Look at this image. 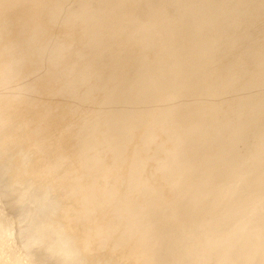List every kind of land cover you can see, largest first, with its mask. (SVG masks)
<instances>
[{"label":"bare ground","instance_id":"bare-ground-1","mask_svg":"<svg viewBox=\"0 0 264 264\" xmlns=\"http://www.w3.org/2000/svg\"><path fill=\"white\" fill-rule=\"evenodd\" d=\"M3 1V0H2ZM1 1V2H2ZM21 1V3H22V1H24V0H20ZM28 1V0H27ZM34 1V0H33ZM33 1H31V2H33ZM39 1V0H38ZM40 1H42V0H40ZM47 1V0H46ZM51 0H49V2H50ZM64 1V0H63ZM63 1H61L62 2V4H63ZM71 1V0H70ZM69 1V2H70ZM78 1V0H77ZM83 1V0H82ZM86 1V3H87V0H84V2ZM94 1V0H93ZM96 1V2H95ZM94 2H95V5H97L96 3L99 1V0H95ZM101 1V0H100ZM99 1V2H100ZM108 1V0H107ZM111 1V3L110 4H115V3H117L116 5L118 6V7H120L122 10H120V11H118V12H121L120 13V15H119V17H122L121 16V14L122 15H124V17L125 18H123L122 20H124V21H128L129 23H130V21H131V19H134V18H136L137 16H138V14H139V12H142L141 14H145V12H152L151 14V16L150 15H147V14H145V16L144 17H146V18H144L141 22H139L140 20H141V18H139V21H137L136 20V22H139V23H142L143 24V26H141L140 24H138V23H133V24H131V25H129V24H127V23H124V21H123V24L122 25H124V24H127L128 25V31H130V33L133 35V33H134V36H136L135 38V40H140V39H138L139 37L141 38L142 37V35L143 36H146V35H148V37H151L150 39H148L147 41H145V42H149V40L151 41V39H152V37H154V39H155V42L153 41V43L155 44V45H153V49L155 50L154 52L156 53V52H158V53H161L162 52V55H163V51H165L164 53H165V55H166V57H168L169 55H168V51L170 52V50H168V47L170 48V47H173V46H170L169 44H170V42H172L173 41V39L175 38V37H173V33L177 36V35H179V39H178V37H176L177 39H175V40H178L177 42H178V44H176L175 46H176V48L175 47H173L175 50H173V48H172V50L174 51V53L175 52H179V50H180V52H182V53H185V52H189V51H196L197 49H198V52L199 51H203L205 48H202V43H204L203 41L205 40L206 41V44H207V42H209L210 40H211V31H212V28H214L213 29V31L216 33V37H217V39H219V38H221V36H224L223 34H225V33H222V32H225L223 29H219L218 28V26H217V24H220L221 22H225V20H223V18H225V17H227V18H229L230 19V17H231V19L229 20V21H231V22H229V24H230V26H231V31L229 32V34L227 33V35L229 36L230 35V40L232 39V36H239V34H241L243 31H242V28L241 27H239V23L237 22V19L238 20H243V21H246V23L247 22H249V26L251 27V31H250V34L248 35V38H249V40H254L255 39V37H257L256 36V32H258L259 34V36L261 35V33L264 31V26H263V24H264V6H261V7H258L257 9H254L253 7H249L250 5H249V1L248 0H240L239 1V3L237 4L236 2L235 3H233V4H230L231 2L230 1H232V0H125V2H126V6L125 7H122L121 5H124V4H121V5H119L120 3H119V1H123V0H109V2ZM236 1V0H235ZM13 2V1H12ZM12 2H10V4L12 3ZM17 2V1H16ZM35 2H36V0H35ZM49 2H47V4L49 3ZM53 3H49L48 5H50V4H54L55 2H57V1H52ZM60 2V3H61ZM69 2L67 3V4H69ZM79 2H80V0H79ZM84 2H82V4L84 3ZM90 2V1H89ZM103 1H101V3H102ZM106 1H104V3H105ZM108 2V3H109ZM129 2V3H128ZM26 4H30V1H29V3H27V2H25ZM42 3H44V1L42 2ZM60 3L59 4H55L54 6H60ZM72 3V2H71ZM69 4V5H73L74 4V2H73V4ZM75 3H77L76 1H75ZM100 3V5H104V3L103 4H101ZM119 3V4H118ZM122 3V2H121ZM220 3H222V6H226V7H228L229 6V4H230V16L228 15V16H226V15H223L222 13H221V7H220ZM33 4V3H32ZM61 4V5H62ZM66 4V5H67ZM78 4V3H77ZM81 4V3H80ZM92 4H93V6L95 7V5H94V3L92 2ZM99 4V3H98ZM5 5V4H4ZM8 5V4H7ZM15 5H16V3H15ZM14 5V6H15ZM19 5V4H18ZM18 5H17V7H18ZM22 5H23V3H22ZM31 5V4H30ZM30 5H29V8H30ZM37 6L38 5H41V3L39 4V2H38V4H36ZM46 4H44V6H45ZM65 5V7H67V6H69V5H67L66 6ZM87 5V4H86ZM106 5H107V3H106ZM105 5V6H106ZM1 6V5H0ZM10 6V5H9ZM9 6H7V8L9 7ZM12 6V5H11ZM11 6H10V8H11ZM24 6V5H23ZM22 6V7H23ZM33 6H35V5H33ZM32 6V7H33ZM37 6H35L34 8L36 9L37 8ZM43 6V5H42ZM42 6H41V8H42ZM74 6V5H73ZM81 6V5H80ZM90 6H91V3H90ZM98 6V5H97ZM96 6V7H97ZM104 6V7H105ZM112 6V5H111ZM167 6H173V13L172 14H167L166 13V10H167ZM188 6H192L193 8H192V10H194V9H196L197 10V12H199L200 14H201V16L200 15H198V16H200V17H203V16H205L203 19L202 18H199V17H197L198 19L197 20H191L189 23H191V24H189L188 22H183V21H179L178 20V18L180 17V15H181V12H182V10L184 9V8H186V7H188ZM2 7V6H1ZM4 7V6H3ZM2 7V8H3ZM20 7V6H19ZM25 7H27V6H25ZM31 7V8H32ZM46 7H47V5H46ZM46 7H45V10H46ZM49 7V6H48ZM78 7L79 6H76V8H74V10H77L78 9ZM84 7H86V6H84ZM84 7H82V8H80L79 10H81V9H83ZM93 7V8H94ZM99 7V6H98ZM103 7V6H102ZM103 7V8H104ZM106 7H108V5L106 6ZM110 7V6H109ZM129 7V8H128ZM242 7V8H241ZM4 8H6V6L4 7ZM4 8H3V10H4ZM9 8V9H10ZM21 8V7H20ZM29 8H27V10L29 9ZM30 8V11L32 10ZM44 8V7H43ZM55 7H53L52 6V9H54ZM61 8H64V5L63 6H61ZM71 9H72V7H70ZM70 8L68 9V7H67V9L68 10H70ZM87 8V7H86ZM86 8H84V9H86ZM9 9H6V10H9ZM13 9V8H12ZM59 9V10H58ZM66 9V8H65ZM99 9H101L100 7H99ZM111 9H113V7H111ZM115 9H116V6H115ZM219 9H220V11H219ZM1 10V12H3V10L2 9H0ZM15 10H18V8L17 9H15ZM37 11H39L40 10V8H39V10L38 9H36ZM35 10V11H36ZM49 9H47V11H48ZM58 10V11H57ZM63 10V9H62ZM74 10H70V11H72L73 13H74ZM87 10V9H86ZM86 10H82V11H86ZM95 10H96V8H95ZM108 10H110V8H108ZM14 11V10H13ZM23 11V9L21 10V12ZM26 11V10H25ZM29 11V12H30ZM50 11H51V7H50ZM60 11V7H58V8H56L55 10H53V11H51V13L52 14H50V12H48L49 14H50V16L52 15V17L50 18V16L48 15V13H47V15L48 16H46L45 15V13H43V14H39V12H38V15L36 16V19H34V20H39L40 21V24H42V22L41 21H43L44 19H45V22H46V19H52L53 17H55L56 18V20H55V22H53L54 24L53 25H56V26H54L53 28H50V30L52 31V30H55V28H57L58 26H63L64 24L63 23H60V14L58 13ZM88 11H89V8H88ZM94 11V10H93ZM107 11V10H106ZM123 11H125V13H122ZM8 12V11H7ZM6 11H5V13H7ZM11 12V11H10ZM21 12H20V14H21ZM46 12V11H45ZM109 11H107V12H105L106 14L104 15V18L103 19H105V20H114V22H115V24L114 25H116V26H118L117 24H116V22H118V18L116 17V16H118L117 15V13L115 14L114 12H111V13H108ZM4 13V14H5ZM12 13V12H11ZM14 13V12H13ZM12 13V14H13ZM19 13V12H18ZM17 13V14H18ZM23 13V12H22ZM27 13H28V11H27ZM30 13H33L34 14V12H30ZM36 13V12H35ZM72 13V14H73ZM83 14H85L84 12H82ZM138 13V14H137ZM194 13V12H193ZM0 14H2V13H0ZM9 14V13H8ZM16 13H14V15H15ZM19 14V15H20ZM65 14V13H64ZM77 14H79V13H77ZM221 14V15H220ZM45 15V16H44ZM74 15V14H73ZM91 15V14H90ZM98 15H100V14H98ZM98 15H96V16H98ZM140 15V14H139ZM20 16H23V15H20ZM30 16H31V14H30ZM76 16V15H75ZM74 16V17H75ZM77 16H79V15H77ZM89 16V14L87 15V17ZM101 16V15H100ZM99 16V17H100ZM10 17H12V16H10ZM10 17H9V19L7 20V16H6V14H5V16L3 15V17H1V15H0V204H4V207H2V208H4L3 210H2V212H0L1 213V215H2V219H3V217H5V216H8V215H10L9 213H8V215H7V213H6V210H8L10 207V205H14V204H16V205H18V204H25V200H27L28 198H30L31 197V200H37V198L39 199V187L42 185V184H45V182H51L52 180L51 179H53L54 177H53V175L54 174H56V173H58V171H59V173H60V170H61V164H62V162L63 161H67L68 163H69V165L68 166H66L65 168V170H67L66 172H63L62 173V171L63 170H61V175H59V177H61L62 179H60V181H59V184H58V190H57V193H59V194H61V195H63V197H64V199H65V201L62 203V204H64L63 205V209H62V213H61V216H63V218H67V220L65 221V222H67L68 221V224H66V226L65 227H67L68 226V228H63V229H65V231H66V229L67 230H69V233H71V235L74 233L75 234V236L77 235V234H79V233H81L80 231H81V227H78V225H84L83 224V219H84V217L83 218H81V213H80V209L81 208H87V210L89 209V208H92V210L90 211V213H89V211L88 212H86L87 214H88V216L89 217H87L86 218V220L87 219H89V220H91L92 222H94V223H99V221L98 220H100V221H102L103 222V226H104V229L102 230V229H100L101 231L100 232H102L101 233V235L104 237V236H106V237H108V241H109V236H111L110 235V232H114L113 230L114 229H118L119 230V228L118 227H123L124 225H120L121 224V217H120V215H122V212L121 211H123V208H122V210L120 209L121 207H117V205H121L122 206V204H124V201H125V199L128 197L127 195H128V192H129V189H127L126 187H128V188H130V186L128 185V186H126V184L128 183V181L131 179V176H133V175H131L130 176V179H128L127 180V177H129V176H127V177H125V171L123 172V174H122V168L120 169L121 171V173L118 171V169H117V165H118V168L120 167L119 166V164L122 166V163H121V161H123V158H121L122 160H120V159H117V157L116 156H119L118 155V153L120 152L121 153V151L123 150V151H125L124 149H126L127 148V146H128V144H129V141H131L132 139H133V137H135L137 134L139 135L138 136V139H137V146H138V149L140 150L141 148H142V146L140 145V143L143 141V139L146 137L147 138V136H148V132L150 131H148L147 130V128L146 127H144V129L145 130H143L142 129V126L145 124V122H147V121H145V120H147V119H145L144 120V122H143V120L142 121H140V123H139V126L136 128V126H133V124H135V123H137V121L139 122V119L137 120V121H135V119L132 121L131 119L129 120V118H127V115H126V117H125V115H123V117H121V118H119L120 119V121H119V124H118V122L117 123H115V121L114 122H112V123H110L109 121H108V119L110 118V117H112V115H114V113H115V110H117V108H118V106H119V100L117 99L118 97H117V94L116 95H114V93L116 92H114L113 94H112V91H111V93H110V90H109V88H107V87H110V86H108V82L106 81L107 80V75L108 74H110V73H108V72H105L104 70V73L102 74V77H101V79L99 80V79H94V83H92V85L90 86V84H89V86L87 87L86 85H84L83 84V82L81 81V79H80V77H77L78 76V72L76 73V69H75V67L76 66H73V65H76V64H78V66L79 67H81L82 69V71L84 72L85 70L87 71L88 69V71H89V73L91 74L93 71H92V66H95L96 65V63H98L99 62V60H101L100 58L98 59V56H96L95 58V61L93 60L94 59V57L92 56V55H89V56H87V61H83V59H81L80 60V58H78V55H77V53H67L66 51H70L69 49H68V47H67V49L65 50V53H64V55H62V57L60 56L59 58H58V56L56 57V55L54 56V54H55V52L54 53H52L51 52V50H55L56 48H51L50 46L51 45H54V43H56L55 41H56V39L55 40H53L51 43H47V44H49L48 45V49H47V52H46V50H44V48H43V50H44V54L42 55L40 52H37V51H39V50H41V49H39V50H36L35 48L37 47L36 45H34V49L33 50H36V52L37 53H32V51H30V44H28V42L31 40V41H35V39H34V36L31 34V33H28L27 32V30L29 29V27L27 26V30H25V31H23L22 29L19 31V30H17L16 32L15 31H13L15 34L14 35H11L9 32H10V21L9 20H13V18H11L10 19ZM24 17V16H23ZM26 17V16H25ZM81 17H82V15H81ZM86 17V16H85ZM92 17H93V15H92ZM91 17V18H92ZM95 17V16H94ZM103 17V16H102ZM16 17H14V19H15ZM19 18H22V17H18L17 19L18 20H20ZM29 18H31V17H28V18H25V19H29ZM35 18V17H34ZM64 18V17H63ZM79 18V17H78ZM77 18V19H78ZM138 18H136V19H138ZM143 18V17H142ZM16 19V20H17ZM22 19H24V18H22ZM31 19H33V15H32V18ZM30 19V20H31ZM48 19V20H49ZM69 19V18H68ZM66 19V18H64V21L65 20H67L65 23H66V25L68 26H70L71 28H74V26L76 25V24H73L72 25V23H73V20L74 19ZM77 19H76V21H77ZM94 19V18H93ZM102 19V20H103ZM116 19H117V21H116ZM79 20V23H80V18L78 19ZM84 20H86V19H84ZM89 20V19H88ZM87 20V21H88ZM96 20V19H95ZM121 20V21H122ZM227 20V19H226ZM21 21V20H20ZM62 21V20H61ZM83 21V20H82ZM98 21H99V19H98ZM104 22V24L103 25H105L104 27L103 26H101L100 28V30L102 31L103 30V28L106 30L105 32H107V34H108V32H110V33H112L113 34V32L112 31H114V34L113 35H111V36H109V35H106V36H109V37H106L105 39H104V41H113L114 43H112L113 45H111V48H109V50L110 49H112V51L111 52H109L110 54V61H112V59L114 58L115 59V57H116V55H117V53H114V51H115V49H117V46H118V44L121 42V43H123V42H125L126 43V41H124V36H123V38H122V40H121V36H122V32H123V30H120L119 31V28H117L116 30H112L114 27H113V24H110V22ZM120 21V22H121ZM10 22V23H9ZM12 22H14V21H12ZM22 22V21H21ZM28 22H29V20H28ZM33 22V21H32ZM36 22V21H35ZM44 22V21H43ZM44 22V23H45ZM132 22V21H131ZM134 22V21H133ZM255 22V23H254ZM22 23H25V20H24V22H22ZM30 23H31V21H30ZM34 23V22H33ZM37 23V22H36ZM43 23V24H44ZM50 24V22H46V24ZM83 24H84V21L82 22ZM92 23H93V21H92ZM91 23V24H92ZM100 22H98V24H99ZM101 23H103V22H101ZM106 23V24H105ZM161 23H163V29H162V31H163V36L161 37L162 39H163V42L164 43H162L163 45L161 46L160 44H158L159 42H158V37L155 35V26L154 25H156V24H161ZM237 23V24H236ZM259 23H261V27H258L257 25L259 24ZM12 24V23H11ZM14 24V23H13ZM16 25H17V27L19 28V26H18V24L17 23H15ZM14 24V25H15ZM27 24V23H26ZM81 24V23H80ZM88 24V23H87ZM120 24V23H119ZM239 24V25H238ZM21 25V24H20ZM29 25V24H28ZM36 24H34V26H35ZM39 25V24H38ZM52 25V26H53ZM58 25V26H57ZM79 25V24H78ZM90 25V24H89ZM147 26V27H144V26ZM48 26V25H47ZM67 26L65 27L64 26V28L62 27L61 28V30L63 31V30H65V28L67 29ZM77 26V25H76ZM84 26V25H83ZM91 26V25H90ZM100 26V25H99ZM120 26V25H119ZM126 26V25H125ZM125 26H122V27H124L125 28ZM203 26H205V28H206V30L204 29V27ZM235 26H238L237 28H235ZM12 27H13V25H12ZM16 27V26H15ZM14 27V28H15ZM36 27V26H35ZM38 27V26H37ZM39 27H42V25L41 26H39ZM44 25H43V29H44ZM70 27H68V29H70ZM81 27V26H80ZM86 27V26H85ZM95 28H96V26H94ZM93 26L92 27H90V28H94ZM103 27V28H102ZM110 27H113V28H111L110 29ZM144 27V28H143ZM13 28V29H14ZM21 28V27H20ZM24 28H26V26L24 27ZM33 28V27H32ZM32 28H31V31H32ZM87 28V27H86ZM85 28V29H86ZM124 28H122V29H124ZM183 30V29H185V32L186 33H183L184 32V30H183V32L182 33H180L179 31L181 30V29ZM255 28H256V30H255ZM5 29V30H4ZM12 29V30H13ZM17 29V28H16ZM41 29V28H40ZM98 29H99V27H98ZM142 29H144L145 31V33L143 32V30ZM45 30V29H44ZM59 30V29H58ZM57 30V31H58ZM60 30V31H61ZM127 30V29H126ZM177 30H179L178 32H177ZM34 31H36V28L34 29ZM34 31H32V32H34ZM41 31V30H40ZM43 31V30H42ZM49 31V30H48ZM95 31H96V29H95ZM104 31V30H103ZM118 31V32H117ZM212 31V32H213ZM12 32V31H11ZM39 32V31H38ZM64 32V31H63ZM67 32V31H66ZM74 33V38H73V45H72V43H71V45H72V48H71V51H74L75 49H77L78 47H79V45H81L80 47V51H83L84 53H90L89 51H91V50H89L90 48H92V50H94V51H97V50H99V47L98 46H102V45H95L96 47H98V48H96L93 44H91V43H93L92 42V38L90 37V39H87V40H83V42L81 43V44H79L78 43V46L75 48V41H76V38L78 37V38H80L82 35H83V33L85 32V30L81 27V29L80 28H75L74 30H72L71 31V33ZM104 32V33H105ZM133 32V33H132ZM204 32V33H203ZM70 33V32H69ZM103 33V32H102ZM126 33V32H125ZM149 33V34H148ZM34 34H35V32H34ZM51 34V33H50ZM49 34V35H50ZM53 34V33H52ZM58 35L59 34H61V35H63L62 34V32L61 33H57ZM36 35H38V34H36ZM64 35H66V34H64ZM72 35V34H71ZM54 36V35H53ZM68 36V34L65 36V37H67ZM120 37L119 39H117V38H115V37ZM127 36V35H126ZM133 36V37H134ZM204 36V37H203ZM213 36V35H212ZM259 36H258V39H259ZM37 37V36H36ZM35 37V38H36ZM39 37V36H38ZM41 37V36H40ZM64 37V38H65ZM83 37H85V36H83ZM104 37V36H103ZM129 37H131V35L129 36ZM147 37V38H148ZM201 37H203V38H201ZM61 38V37H60ZM63 38V37H62ZM86 38V37H85ZM85 38H82V39H85ZM143 38L144 37H142V39L141 40H143ZM171 38H173V39H171ZM33 39V40H32ZM41 38H39V40H40ZM66 39H68V38H66ZM97 39V38H96ZM95 39V40H96ZM99 39V38H98ZM146 39V38H145ZM171 39V40H170ZM215 39L216 38H214L213 40H212V42L213 41H215ZM258 39H257V41H258ZM38 40V39H37ZM42 40V39H41ZM94 40V39H93ZM101 40V39H100ZM116 40H121V41H119V43H117L116 42ZM131 40V39H130ZM129 40V41H130ZM140 40V41H141ZM153 40V39H152ZM42 41H44V39L42 40ZM45 41H46V39H45ZM47 41H49L48 39H47ZM82 41V40H81ZM235 41V40H234ZM248 41V40H247ZM71 42V41H70ZM97 42H98V40H97ZM97 42H94V43H97ZM110 42H109V44H110ZM132 41H130V44L129 45H131L132 43H131ZM142 42V44L141 43H139L138 44V41H137V43H135V41L133 42V43H135V44H138L140 47L138 48V51H135V48L138 46V45H136V46H134L133 44V46L135 47H132V45L131 46H129L128 44H126V45H128V46H124L123 47V49L125 48V50H127V51H125V52H121V54H120V56H123V58H124V60H132V58H133V60H132V62L133 63H136L134 60H136V59H139L138 57L140 56V53H141V55H143L142 53H143V51H144V49H145V47H147L146 46V44H144V46H143V43H144V40L143 41H141ZM212 42H210V45L212 44ZM236 42V41H235ZM264 42V40L261 42V44ZM35 43H36V41H35ZM39 43H40V41H39ZM39 43H38V45H39ZM108 43V42H107ZM106 43V44H107ZM128 43V42H127ZM151 43V42H150ZM153 43H151L149 46H150V48H151V45L153 44ZM169 43V44H168ZM195 43H197V44H195ZM247 43V42H246ZM245 43V44H246ZM32 44V43H31ZM45 44H46V42H45ZM147 44H149V43H147ZM172 44H173V42H172ZM236 44V43H235ZM234 44V45H235ZM239 43H237V45H238ZM24 45H27V46H24ZM41 46H42V44H40ZM69 45V44H68ZM70 45V46H71ZM92 45L95 47L94 49H93V47H92ZM105 45V44H104ZM194 45V46H193ZM36 46V47H35ZM41 46H39V47H41ZM44 46V45H43ZM46 46L47 45H45L44 47L46 48ZM106 46V45H105ZM123 46V45H122ZM121 46V47H122ZM163 46H165V47H167V48H164ZM208 46H209V44H208ZM119 47V46H118ZM230 47V46H229ZM38 48V47H37ZM51 48V49H50ZM66 48V47H65ZM70 48V47H69ZM101 48V47H100ZM107 48V49H108ZM148 48V47H147ZM147 48L145 49V50H147ZM150 48H148V50L149 51H151V53H154L153 52V50L151 49L150 50ZM31 49V50H32ZM62 49V48H61ZM97 49V50H96ZM105 49V48H104ZM122 49V48H121ZM209 49V48H208ZM63 50V51H64ZM118 50V49H117ZM137 50V49H136ZM210 50V49H209ZM224 50V49H223ZM241 51H242V48L240 49ZM79 50H77V52H78ZM149 51H147L148 53H150ZM59 52V51H58ZM98 52V51H97ZM120 52V51H119ZM133 52H137V53H135L134 55H133ZM61 54H63L62 53V51L60 52ZM80 53H82V52H80ZM92 53H94V52H92ZM132 53V54H131ZM145 53V52H144ZM171 53H173V52H171ZM56 54H57V52H56ZM157 54V53H156ZM227 54V53H226ZM253 54V55H252ZM251 55V57H250V59L249 60H244V58H245V56H239L238 57V59L236 58V61H237V63L239 64H241V66H240V68H235L237 65H235V67H234V63H235V61H233L231 64H230V66H228L227 67V71H226V77H228V81H227V85H229L228 86V88H227V86H226V89L225 90H228V92L229 91H235V92H240V93H242L241 95H239V96H237L236 97V99H238V100H241L242 98H251V100L253 101V104H254V107L257 109V111L262 115V114H264V53H252ZM133 55V56H132ZM152 55V54H151ZM151 55H149L148 54V56L149 57H152ZM160 55V54H159ZM219 55V54H218ZM223 55V54H222ZM224 55H225V51H224ZM101 55L99 54V57H100ZM102 56H104V54L102 55ZM55 57H56V59H55ZM145 56L143 55L142 56V59L144 58ZM154 57V56H153ZM152 57V58H153ZM163 57H165V56H163ZM162 57V58H163ZM206 57V56H205ZM219 57H221L220 55H219ZM117 58V57H116ZM152 58L149 60V62L152 60ZM161 58V59H162ZM204 58V57H203ZM207 58H209L208 57V55H207ZM216 59H219V58H217V57H215ZM120 58H118V60H119ZM160 59V60H161ZM164 59V58H163ZM168 60H170L169 58H167ZM213 59V58H212ZM106 60H108V59H105V62H106ZM118 60H113V61H118ZM141 60V59H140ZM144 60H146L147 61V58H144ZM159 60V61H160ZM165 60H166V58H165ZM164 60V61H165ZM176 60V59H175ZM209 61H210V59H208ZM94 61V62H93ZM112 61V62H113ZM120 62H121V60H119ZM118 61V62H119ZM138 62H139V60H137ZM162 61V60H161ZM172 61V60H171ZM212 61H214V60H212ZM228 61V60H227ZM245 61H247V62H245ZM45 62V63H44ZM85 62H87V64H84L83 65V63H85ZM127 62H129V61H127ZM131 62V63H132ZM143 60H142V64H143ZM149 62L147 63V64H149ZM179 62V61H178ZM177 62V63H178ZM42 63H44V65L46 64V66H47V70H48V72L49 73H47V74H44V72H43V74L40 72V70L38 69V66L39 65H42ZM110 63V62H109ZM132 63V65H134ZM140 63V62H139ZM140 63V64H141ZM152 63H153V61H151V65H152ZM154 63L156 64L157 62L156 61H154ZM161 63V62H160ZM160 63H157V65L155 66V65H152L153 66V68H154V66H155V68H154V70L155 69H157L156 71H154V73L156 72V73H160V72H162V69L159 71V68H160V66L161 65H163V63L164 64H166V61L165 62H163V63H161V65H159ZM171 63V65L169 66V68H168V70L169 71H167V72H169V74H170V72L172 71V74H173V76L172 77H170L168 74V76L170 77H166V75H165V78H167L168 80L169 79H171V78H173L175 81H174V85H173V87H172V85H171V87L173 88V89H171V91H170V89L168 88L167 89V85L165 84V87H166V90H169L170 92H175L177 89H175V88H177V86H178V88H180L179 87V85H181L182 84V80L181 79H179L180 80V82H177V78H176V76L174 75V74H178V72H177V70H178V67L176 66V64H174L173 62H170ZM169 63V64H170ZM179 63H180V65H179ZM178 63V65L179 66H181L183 69H185V65L186 64H190V60L189 59H187V61L185 62V63H181V62H179ZM226 63V62H225ZM228 63V62H227ZM226 63V64H227ZM114 64H116V63H113V65ZM119 64V63H118ZM123 65L125 64L124 62L122 63ZM121 64V65H122ZM144 64H145V62H144ZM147 64L145 65V66H143V65H139L138 66V64L136 65L137 66V68H139L140 66H143L144 67V70H146L145 69V67L147 66ZM173 64V65H172ZM221 64H223V63H221ZM239 64V65H240ZM43 65V66H44ZM65 65H66V67H65ZM86 65H88L89 67L87 68V66ZM98 65V64H97ZM107 65V64H106ZM106 65H105V67H106ZM127 65V64H126ZM128 65H130V63L128 64ZM224 65V64H223ZM120 66V65H119ZM135 66V65H134ZM133 66V67H134ZM159 66V67H158ZM165 66H168L167 64L165 65ZM164 66V67H165ZM16 68V67H18V69L19 68H21V70H22V68L26 71H24L23 70V73L25 72V74L27 75V77L26 78H31V76H33L35 73H36V75H38L39 74V72H40V74H42V75H44L43 77H45V78H43V80L42 81H44L45 79V81H44V84H45V86H44V84L41 86V88H40V86L38 87V85H40V83H39V81L41 80H35L36 82L38 81V83H36L37 85H35V83L33 82V80H31L32 82H33V84H34V86H33V88H34V90H32V93H31V90H26L25 88H23L24 90H26V91H23V92H21V93H24L25 94V96H27V98H25V99H27V102H25V103H27V104H25V105H29L28 106V108H31L33 111H35L36 109H38V108H36V106L38 107V105L36 104V103H39L40 102V104L44 107V111L43 110H36L35 111V114H37L38 115V124L39 125H43L44 126V128H43V130L44 129H46L45 127H47L48 125H50V124H52V125H50V127H52L53 125H54V128L49 132V133H47V135L46 136H44V138H42V136L40 137V138H37V139H30L29 141H28V138H29V135H31V134H29V135H25V134H23L24 132H23V129H25L26 127H28L29 126V124L28 123H30V125H34V124H36V122H33L32 123V120H28V119H30V118H28V119H26V118H23L22 117V121L20 122L19 121V119L18 120H16L15 118H14V116L13 115H11L10 114V112H12V111H8V109L11 107V105H15V104H17L18 102H20L19 101V98H18V94L19 93H17L16 94V91H13L12 89H11V87L10 86H8L9 84H7L9 81H7L9 78H12V75H13V71H12V73H11V71L10 70H12V68ZM101 67V66H100ZM104 67V66H103ZM109 67V70H110V66H108ZM112 67V66H111ZM120 67H122V66H120ZM125 67V66H124ZM123 67V68H124ZM143 67H141L140 69H142ZM150 67V65L148 66V69H150V71L152 72L153 71V69L152 68H149ZM158 67V68H157ZM162 67V66H161ZM72 68V69H71ZM107 68V67H106ZM113 68V67H112ZM111 68V69H112ZM115 68H117V69H115ZM114 69L116 70V72H117V70H119L118 69V67H115ZM136 68V67H135ZM134 68V69H135ZM163 68V67H162ZM166 68V67H165ZM165 68H163V70H165ZM228 68H229V70H228ZM36 69V70H35ZM126 69V68H125ZM152 69V70H151ZM221 69H222V67H221ZM223 69H225V68H223ZM15 70V69H14ZM35 70V71H34ZM46 70V69H45ZM114 70V71H115ZM139 70V69H138ZM167 70V69H166ZM171 70V71H170ZM34 71V72H33ZM99 71V70H98ZM130 71V70H129ZM134 71V70H133ZM136 71V70H135ZM135 71L133 72L134 74H135ZM150 71H148V73H149V75H151L150 74ZM223 71V70H222ZM17 72H19V71H17ZM37 72H38V74H37ZM97 72V71H96ZM115 72V73H116ZM124 72V71H123ZM123 72H121V73H123ZM132 71H130V72H128V73H131ZM139 72H140V70H139ZM166 72V71H165ZM165 72H163L162 74L164 75V73ZM20 73V72H19ZM21 73H22V71H21ZM108 73V74H107ZM137 73H138V71H137ZM141 73V72H140ZM143 73H145V76L146 75H148V73H147V70H146V72H143ZM147 73V74H146ZM156 73H155V75H154V77H153V79H155V77H156ZM227 73H229V75H227ZM39 74V75H40ZM134 74L132 75V76H134ZM139 74V73H138ZM161 73H160V76L162 75ZM171 74V75H172ZM21 75H23V74H21ZM25 75V76H26ZM82 75V74H81ZM112 75H115L113 72H111V76ZM119 75V74H118ZM131 75V74H130ZM136 75V74H135ZM140 75H142V74H139V76ZM144 75V74H143ZM15 76V75H14ZM96 76V75H95ZM116 76V75H115ZM121 76H123V75H121ZM119 77V76H116V77H119L118 79H122L123 77ZM131 76V78H126V79H124L123 80V91H125L124 90V88L126 89V87L127 86H129V88H130V85L133 83V77ZM138 76V75H137ZM138 76V80H139V78H141V76L139 77ZM157 76H158V74H157ZM230 76H231V78L232 79H235V85H232L233 83H230ZM252 76V77H251ZM21 77V76H20ZM20 77H19V79H20ZM38 77V76H37ZM114 77V76H113ZM113 77H110L111 79L113 78ZM143 77V76H142ZM147 77V76H146ZM146 77H144V78H142V79H145L146 80ZM164 76H161V80H164V79H162ZM254 77V78H253ZM15 78H16V76H15ZM22 78H24V75H23V77ZM136 78V77H135ZM158 79L157 80H159V77H157ZM32 79V78H31ZM36 79H38V78H36ZM136 79V80H137ZM215 79V78H214ZM219 79H221V78H219ZM15 80V79H14ZM27 80V79H26ZM109 80V79H108ZM115 80H117L116 78H115ZM115 80H113V81H115ZM161 80H159V81H161ZM166 80V79H165ZM165 80H164V82H165ZM167 80V81H168ZM184 80V79H183ZM222 80V79H221ZM20 81V80H19ZM21 81H22V79H21ZM28 82H29V84H31V82H30V80H27ZM117 81H119V80H117ZM116 81V82H117ZM149 80H147V82H145L146 83V85H147V83H149L148 82ZM158 81V82H159ZM11 83H12V81H10ZM26 82V81H25ZM90 82V81H89ZM111 82H112V80H111ZM115 82V83H116ZM134 82H135V80H134ZM163 82V81H162ZM170 82H172V81H170ZM14 83H16L15 81H14ZM91 83V82H90ZM113 83V82H112ZM111 83V84H112ZM120 83V82H119ZM119 83H117V84H119ZM155 83V82H154ZM159 83H161V82H159ZM173 83V82H172ZM178 83V84H177ZM219 83H220V80H219ZM221 83H222V81H221ZM221 83H220V85H221ZM116 84V85H117ZM150 84H153L152 82L151 83H149L148 85L149 86H147V87H153V86H151ZM12 85V84H11ZM15 85V84H14ZM88 85V84H87ZM155 85H157V83L155 84ZM154 85V86H155ZM219 85V86H220ZM241 85V90H237L236 88H238V86H240ZM255 85H257L258 86V89L256 90V86ZM15 86H17V85H15ZM31 86L32 85H28V87H30L31 88ZM114 87H115V85H113ZM132 86H134V85H132ZM137 86V85H136ZM135 86V87H136ZM138 86H140L139 84H138ZM136 87L137 88V90H138V88L139 87ZM224 86V85H223ZM20 87V85H18V87H17V89ZM118 87H119V85H118ZM143 87V86H142ZM142 87H140V88H142ZM158 87H160V88H162L163 87V83H162V87L161 86H158ZM170 87V86H169ZM170 87V88H171ZM236 87V88H235ZM16 87H14V90H16L15 89ZM21 88V87H20ZM96 89V90H93V89ZM133 88V87H132ZM136 88H134L135 89V91H136ZM22 89V90H23ZM111 89V88H110ZM116 89V88H115ZM118 89V88H117ZM121 89V88H120ZM153 89V88H152ZM163 90H164V88H162ZM21 89H20V91H22ZM36 90L38 91V90H40L38 93L36 92ZM126 90H128V87H127V89ZM142 90H144V89H142ZM146 90V91H145ZM144 91L147 93V90H150V89H145ZM95 91V92H94ZM119 91V90H118ZM118 91H117V93H118ZM123 91H122V93H123ZM132 91H134V90H132ZM131 90L129 91V92H132ZM134 91V92H135ZM141 91V90H140ZM144 91H142V92H144ZM178 91V90H177ZM180 91V90H179ZM102 92H106V94H104V93H102ZM127 92V91H126ZM134 92H133V94H132V96H135L134 95ZM136 92H138V91H136ZM135 92V94L136 95H138V97H139V94H137ZM20 93V94H21ZM128 93V92H127ZM153 93H154V91H153ZM153 93H151V91H150V93L148 92V95H150L151 94V98H152V95H153ZM155 93H157L156 91H155ZM162 93H165V91H162ZM179 93V92H178ZM181 93V92H180ZM112 94V95H111ZM119 94L121 95V93L119 92ZM128 94H130V93H128ZM131 94H130V97H131ZM145 94V93H144ZM22 96H23V94H21ZM123 95H124V93L122 94V96H120V98L119 99H122L121 97H123ZM126 95V94H125ZM124 95V96H125ZM143 95V94H142ZM146 95V94H145ZM156 95V94H155ZM164 95V94H163ZM168 95V94H167ZM170 95V94H169ZM168 95V96H169ZM174 96L176 95L175 93L173 94ZM147 96V95H146ZM29 97V98H28ZM128 97V96H127ZM127 97H124V98H127ZM148 97V96H147ZM146 97V98H147ZM161 97H162V95H161ZM165 97V96H164ZM173 97V96H172ZM177 97H179V95L177 96ZM135 98V97H134ZM137 98V97H136ZM170 98H171V96H170ZM169 97H168V99H170ZM175 97H173V99H174ZM21 99H22V97H21ZM138 99V98H137ZM140 99V98H139ZM138 99V100H139ZM142 99V98H141ZM144 99V98H143ZM143 99H142V101H143ZM157 99H160V98H157ZM173 99H171L172 101H173ZM152 100V99H151ZM164 100V99H163ZM166 100V99H165ZM164 100V101H165ZM171 100H169V101H171ZM178 99L176 98V100L174 101L175 103H176V101H177ZM237 100V101H238ZM23 101V100H22ZM21 101V102H22ZM25 101V100H24ZM124 101H125V99H124ZM123 101V99H122V102H124ZM128 101H130V100H128ZM132 101H134L133 99H132ZM149 101V100H148ZM158 101V100H157ZM162 101V100H161ZM164 101L162 102V103H164ZM131 102V101H130ZM135 102H136V100H135ZM139 102L140 103H142L140 100H139ZM139 102H137V103H139ZM152 102V101H151ZM156 101H154V103H155ZM126 103V102H125ZM167 103V106H169L168 105V101L166 102ZM165 103V104H166ZM172 103V102H171ZM124 104V103H123ZM127 104H128V102H127ZM146 104V103H145ZM153 104V103H152ZM158 104V103H157ZM164 104V105H165ZM173 104V103H172ZM172 104L170 105V106H172ZM129 105H130V103H129ZM144 104H142V105H140L139 107H141V106H143ZM155 105V104H154ZM174 105H176V104H174ZM173 105V106H174ZM19 106V105H18ZM122 106V105H121ZM124 106H126V105H124ZM135 106V105H134ZM148 106V105H147ZM161 106V105H160ZM170 106H169V108H170ZM172 106V108L174 109V107ZM216 106V105H215ZM23 107V106H22ZM41 107V106H40ZM146 107V106H145ZM164 107V106H163ZM163 107H162V109H163ZM166 107V106H165ZM176 107V106H175ZM216 107H218V106H216ZM13 108V107H12ZM124 108V107H123ZM122 108V109H123ZM148 107H146V112H148L149 113V111H148V109H147ZM152 108V107H151ZM177 108V107H176ZM212 108V107H211ZM30 109V110H31ZM120 109V108H119ZM122 109H120V110H122ZM133 109V108H132ZM144 109V108H143ZM149 109H150V105H149ZM164 109H166V108H164ZM163 109V110H164ZM9 110H11V108L9 109ZM13 110V109H12ZM15 110V109H14ZM29 110V111H30ZM124 110V109H123ZM163 110H162V112H163ZM167 110V109H166ZM169 110H171V109H169ZM168 110V111H169ZM130 111V110H129ZM133 111V110H132ZM141 111H142V109H141ZM144 111V110H143ZM142 111V112H143ZM18 112V111H17ZM117 112H118V110H117ZM122 112V114H123V111H120L119 113H121ZM125 112V111H124ZM134 112V111H133ZM132 112V114L131 115H134V113ZM151 112V111H150ZM153 112V111H152ZM152 112H151V114H152ZM155 112V111H154ZM157 112V111H156ZM155 112V113H156ZM175 111L173 110V113H174ZM126 113V112H125ZM138 113V112H137ZM141 113V112H140ZM140 113H138V114H140ZM158 113H161V111L160 112H158ZM156 114V115H158V116H161V115H159V114ZM56 114V115H55ZM112 114V115H111ZM129 114V115H130ZM136 114V113H135ZM145 116H146V114L145 113H143ZM162 114V113H161ZM163 114H164V112H163ZM179 115H180V117L182 116L180 113H178ZM177 114V115H178ZM19 115V114H18ZM32 115V114H31ZM142 115V114H141ZM149 115V114H148ZM156 115H154L155 117H156ZM184 115V114H183ZM63 117V118H65V121L66 122H63V121H61V125L60 124H58L57 122H56V120H55V118H57V117ZM110 116V117H109ZM136 117H137V115H135ZM152 116H153V114H152ZM175 116H176V114H175ZM187 116V115H186ZM186 116L184 117V118H186ZM28 117V116H27ZM129 117V116H128ZM131 117H133V116H131ZM138 117H139V115H138ZM163 117V116H162ZM165 117H166V113H165ZM168 118H169V115L167 116ZM171 117H172V115H171ZM170 117V118H171ZM19 118V117H18ZM62 118V119H63ZM134 118V117H133ZM143 118H145V117H143ZM143 118H141V119H143ZM148 118V117H147ZM151 118V117H150ZM149 118V119H150ZM152 119H153V117L151 118V120H150V122L152 121ZM165 119V118H164ZM167 119V118H166ZM165 119V120H166ZM173 119H175V118H173ZM178 119V118H177ZM188 119L189 118H186V120L188 121ZM264 119V118H263ZM61 120V119H60ZM64 120V119H63ZM114 120V119H113ZM112 119H110V121H113ZM116 120V119H115ZM160 120H161V117H160ZM170 120V119H169ZM172 120V119H171ZM170 120V121H171ZM191 120V119H190ZM57 121H58V119H57ZM149 121V120H148ZM156 121H157V119H156ZM155 121V122H156ZM174 121V120H173ZM176 121V120H175ZM153 122H154V120H153ZM164 123V120L163 121H160V123ZM115 123V124H114ZM133 123V124H132ZM157 123V122H156ZM160 123H157L158 125L160 124ZM170 123V122H169ZM171 123H173L172 121H171ZM170 123V124H171ZM179 123L180 122H176V124H178L179 125ZM188 123H192V122H188ZM112 124V125H111ZM138 124V123H137ZM156 124V125H157ZM170 124H169V126H170ZM174 124V123H173ZM183 124V123H182ZM181 124V125H182ZM189 124V125H190ZM55 125H60V126H55ZM163 125V124H162ZM178 125H177V129H178ZM181 125H180V127H181ZM188 125V126H189ZM132 126L134 127V128H132ZM146 126H148L147 124H146ZM166 126V125H165ZM168 126V127H169ZM175 126V125H174ZM184 126V125H183ZM32 127V126H31ZM140 127V128H139ZM153 127H155V126H153ZM153 127H150V128H153ZM162 127V126H161ZM179 127V129L181 130V128ZM190 127H192V125L191 126H189V131L188 132H186L185 131V133L187 134V133H189V132H191V131H193ZM21 128V129H20ZM35 128L36 127H34L33 126V129H32V131H35ZM136 128V129H135ZM149 128V127H148ZM165 127H163V129H164ZM170 128V127H169ZM175 127H174V129H176ZM154 129V128H153ZM162 129V130H163ZM165 129H167V128H165ZM173 129V130H174ZM31 130V129H30ZM29 130V131H30ZM135 130V131H134ZM148 132H147V131ZM155 130V129H154ZM160 130V132L162 131L161 129H159ZM182 130H183V128H182ZM181 130V131H182ZM185 130V129H184ZM191 130V131H190ZM45 131V130H44ZM153 130H151L150 132H152ZM156 131H158V130H156ZM26 132V131H25ZM28 132V131H27ZM155 131H153V133H154ZM160 132H158V133H160ZM163 132H164V130H163ZM29 133H31V132H29ZM104 133V135H101V137H97L98 136V134H103ZM165 133V132H164ZM163 133V134H164ZM166 133H168L167 132V130H166ZM181 132H179L178 134H180ZM183 133V132H182ZM181 133V134H182ZM185 133H184V135L183 136H185V138H186V136L188 137V135H185ZM34 133H32V135H33ZM151 134V133H150ZM149 134V137L151 136ZM156 134V133H155ZM162 134V135H163ZM175 134V133H174ZM193 133H191V135H192ZM31 135V136H32ZM146 135V136H145ZM154 135V134H153ZM30 136V137H31ZM38 136V135H37ZM166 136V135H165ZM182 136V135H181ZM33 137H35V136H33ZM148 137V138H149ZM157 137H159V135H157ZM163 137V136H162ZM190 137V136H189ZM153 138H154V136H153ZM155 138H156V135H155ZM154 138V139H155ZM164 138V137H163ZM165 138H167V137H165ZM165 138H164V140H165ZM169 138V137H168ZM184 138V137H183ZM12 139V140H11ZM160 139H161V136H160V138H159V144H161L160 143ZM174 143H175V145L173 144V146L174 147H170V152H169V150H168V152H167V154L169 153V155H170V158L169 159H171V161L172 160H174L175 161V163H179L178 165L180 166V167H182V165L185 167V169H186V171H187V173H188V178H189V186H188V188H187V190H186V193H184V196H183V198L179 201V202H177L175 205H173L174 206V209H177L178 211L180 210V211H184V210H194L195 208L197 209H201V208H203V207H205L206 206V204H205V202H204V200H203V197H205L206 196V194H216V195H218V197H219V202L221 203L220 204V207H219V209L220 208H222L221 206H225L226 208H227V205H228V203L230 204V200H232L231 198H235V201L233 202V200L231 201V202H233V204H230L231 205V207L229 208L230 210H231V217L228 219H224V218H222L221 220H218L217 218V216L219 215H217L216 216V214H214V215H212V214H210L211 216H213V218L214 219H216V223H215V225L213 226V228H212V233L214 234V236L216 235V234H218L221 230H227L228 232V234L230 235V232H232L231 234V237L232 236H234L233 238H228L229 236H227V237H225V238H219V241L217 242H215V244H213V248H216V250H217V253H216V255L215 256H217V257H213V260H211V264H248L246 261H238V260H240V258H242L243 257V250H244V248L242 247L243 245L245 246V245H249L250 243H255V241L257 240V239H261V241L263 242L262 244V246H263V248L262 249H255L256 251L257 250H259V252H258V256L256 257V258H254L249 264H264V195H262V194H259V193H256V192H254V191H251L250 189H249V184H250V182H251V175H252V168H251V166L250 165H245L244 167H242V169H240V170H238V171H235V172H229L227 169H223V168H221V170L222 171H219V172H221L220 174L218 173V176H215V177H213V178H211V179H205V177L204 176H202L203 174H204V171H207V170H209L208 168H210L211 167V164L209 163V161H207V156L201 151V150H199L198 148H197V145L193 142V140L192 141H190L189 140V138L188 139H183V140H180V138H179V136L176 138L175 136H174ZM87 140H88V142H89V140H91V145H89L88 143H87ZM156 140V139H155ZM172 140V138H170L169 139V141H171ZM27 141V142H26ZM157 141H158V139H157ZM163 141V140H162ZM161 141V142H162ZM29 142V143H28ZM96 142V143H95ZM90 143V142H89ZM154 143H156V142H154ZM158 143V142H157ZM163 143V142H162ZM169 143V142H168ZM167 143V144H168ZM164 144H165V142H164ZM166 144V145H167ZM172 144V143H171ZM96 145H100L101 147H100V149H98L97 147H96ZM162 145V144H161ZM21 147H24V148H21ZM141 147V148H140ZM156 146H153V148H155ZM164 147V146H163ZM167 146H165V148H166ZM152 148V149H153ZM165 148H163V149H161L162 151L165 149ZM24 149V150H23ZM26 149H27V151H30L28 154H27V151H26ZM98 149V151H96ZM195 149H196V152H195ZM20 150H23V152L25 151L26 152V154H22V153H20L21 151ZM138 150V151H139ZM143 150V149H142ZM145 150V149H144ZM148 150V149H147ZM155 150V149H154ZM158 150V149H157ZM157 150H156V152H157ZM123 151H122V153H123ZM138 151H137V153H138ZM187 151H191V155H188L186 152ZM128 152V151H127ZM143 152V151H142ZM148 152V151H147ZM20 153V154H19ZM92 153V154H91ZM93 153L95 154V155H98V158H96V159H94V157H93ZM131 153V152H130ZM139 153L141 154V155H143L142 153H141V150L139 151ZM144 153V152H143ZM154 153V152H153ZM129 154V153H128ZM133 154V153H132ZM158 153H156V155H157ZM53 155H56L55 157H53ZM130 155L131 154H129V155H127V156H129L130 157ZM162 155V154H161ZM161 155L159 156V158L158 159H156V160H160V158H161ZM52 156V158H50ZM99 156H100V158H103L102 160H100V158H99ZM132 156V155H131ZM137 156V155H136ZM136 156H134V157H136ZM153 156V155H152ZM155 156V155H154ZM79 157H81V158H83L82 160H81V158L78 160V158ZM141 156H139V158H140ZM142 157H144V155L142 156ZM141 157V158H142ZM86 158H87V160H86ZM140 158V161L141 160H143V159H141ZM163 158V157H162ZM115 159V161L111 164V165H113L114 167H110V168H113V170L115 171L114 173H112V169H111V171L107 174V175H105V176H103L104 175V172L105 171H103V172H101V170L102 169H100V170H96V168L98 169V167H99V165L101 164V166L103 165V166H105L104 168H106V166H107V164L110 162V161H112V160H114ZM138 159V158H137ZM89 160V163H91L90 165L91 166H93L92 167V169H91V167H86V163H87V161ZM94 160H96V161H94ZM108 160V161H107ZM78 161V162H77ZM96 162L97 164H98V167L95 165V163L94 162ZM130 161H136L137 162V160H136V158H135V160H133V159H130ZM148 161V160H147ZM74 162H75V165H76V167L74 166ZM82 162V163H81ZM164 162V161H163ZM169 162V161H168ZM167 162V163H168ZM73 163V164H72ZM88 163V164H89ZM107 163V164H106ZM119 163V164H118ZM123 163H125V160L123 161ZM134 164H135V162H133ZM138 165H139V159H138ZM137 163H136V165H137ZM142 163V162H141ZM143 163H144V161H143ZM170 163V162H169ZM244 163V162H243ZM81 164V165H80ZM104 164H106V165H104ZM129 164H131V163H129ZM128 164V165H129ZM133 164V165H134ZM181 164V165H180ZM94 165L96 166V168L94 167ZM110 165V164H109ZM127 165V164H126ZM146 165H147V162H146ZM164 165V164H163ZM176 165V164H175ZM213 165V164H212ZM168 167H166L167 169L169 168V164L167 165ZM179 166H176L177 167V169H178V167ZM126 167H129V166H126ZM132 167V166H131ZM135 167V166H134ZM164 167H165V165H164ZM173 167V166H172ZM172 167H170L171 169H173V170H175L176 168H172ZM43 168H47V169H50L51 170V175L50 174H48V175H45L44 177H41L39 180H37L38 182H35L36 180H33V182H32V177L36 174V171H37V173L41 170V169H43ZM84 168V169H83ZM86 168V169H85ZM100 168V167H99ZM103 168V167H102ZM109 168V169H110ZM130 168V167H129ZM136 168V167H135ZM150 168V167H149ZM149 168H147V169H149ZM82 169L84 170L83 172H81L82 171ZM134 169V168H133ZM162 169V168H161ZM170 169V171H173V170H171ZM79 170H81L80 172H79ZM104 170V169H103ZM106 170V169H105ZM124 170H128V169H125V167H124ZM130 170H132V169H130ZM142 170V169H141ZM163 170H164V168H163ZM85 171H88V172H91V174L92 175H85ZM108 171V170H107ZM129 171V170H128ZM134 171H135V169H134ZM151 171V170H150ZM176 171V170H175ZM218 171V170H217ZM93 172H95V174L93 173ZM130 172H132V171H130ZM137 172V171H136ZM216 172V171H215ZM77 173H79V176L78 177H76V175H77ZM103 175H102V174ZM112 173V175H110ZM161 173V172H160ZM167 173H169V172H167ZM166 173V174H167ZM173 173V172H172ZM210 172L208 171V173H207V175L209 174ZM128 174V173H127ZM126 174V175H127ZM130 174V173H129ZM131 174H135V173H131ZM121 175V176H120ZM138 175V174H137ZM145 175V174H144ZM171 175H174V174H171ZM211 174H209V176H210ZM110 176V177H109ZM141 176V175H140ZM175 176V175H174ZM174 176H172V177H174ZM109 177V178H108ZM144 177V176H143ZM172 177H170L171 178V180H172ZM107 178H108V180H107ZM134 178H137V177H134ZM134 178H132L131 180H133ZM167 178V177H166ZM179 178V177H178ZM74 179H76V180H79L78 181V183H79V188L74 184ZM181 179H183V178H181ZM186 178H184V180H185ZM162 181V180H161ZM175 181H177L178 182V180H175ZM175 181H172V182H175ZM182 181V180H181ZM176 183V182H175ZM47 184V183H46ZM112 184V185H111ZM111 186V188H112V191L111 190H107V193L109 192V194H110V198L108 197V195H107V197H105L104 196V194H103V192L104 191H106L105 190V188H107V186ZM118 185L120 186V189L119 190H117V188H118ZM171 185H173V184H169V185H167V187L165 188V190L168 188V187H171ZM59 186H62V187H59ZM110 186H109V189H111L110 188ZM113 186H115V188H113ZM123 188H125V190H123V192H121V188L122 187ZM164 186H165V184H163L162 186H161V188H164ZM180 186V185H179ZM175 188L173 189V191H170L171 193L169 194V197L167 196V201L166 202H168V204H169V202L170 203H175V198L174 197H172L173 195H174V193H176L177 191L176 190H178L179 189V187H178V183H177V185L176 186H174ZM183 189H186L185 187H183ZM163 190V189H162ZM140 192H141V190H140ZM138 193H139V191H138ZM144 193H146V191L144 192ZM58 194V195H59ZM137 194V193H136ZM29 195V197H27V199L25 198L26 196H28ZM183 195V194H182ZM66 196H68L67 198H66ZM118 196H123V198L122 199H124L123 200V202H122V204H119V203H117L116 201H117V197ZM178 196H180V195H178ZM177 196V197H178ZM113 197L114 198H116V200L115 199H113ZM134 197H138V199L141 197V194L140 195H135ZM109 198V199H108ZM119 198V197H118ZM62 200V199H61ZM34 201H32V204L34 203ZM63 201V200H62ZM113 201V203H111ZM119 201V200H118ZM127 201V200H126ZM36 202V201H35ZM87 202H90V203H87ZM120 202V201H119ZM31 203V202H30ZM117 203V204H116ZM132 203V202H131ZM130 203V205H132L133 206V204H131ZM140 203V202H139ZM139 203H137L139 206L138 207H141L142 205H143V203L141 202L140 204ZM35 204V203H34ZM33 204V205H34ZM116 204V205H115ZM7 205V206H6ZM29 205V204H28ZM99 205V206H98ZM126 205H127V203L124 205V215H125V212L127 211L126 210ZM22 206V205H21ZM27 206V205H26ZM26 206H24V208L26 209ZM31 206V210H32V208H33V206L32 205H30ZM35 206V205H34ZM167 206V205H166ZM216 206H217V204H216ZM1 207V206H0ZM7 207V208H6ZM28 207V206H27ZM114 207H117L118 209H116V211H112L113 210V208ZM143 207V206H142ZM168 207L170 208V206L168 205ZM172 207V206H171ZM260 207V209H261V207H262V210L260 211V212H257V208H259ZM13 208V207H12ZM11 208V210L10 211H13L14 209H12ZM24 208H22V210L24 209ZM132 208V207H131ZM137 208V207H136ZM217 208V207H216ZM20 209V211H21V208H19ZM28 209V208H27ZM26 209V210H27ZM145 208L143 207V210H144ZM86 210V211H87ZM133 210V209H132ZM19 211V210H18ZM25 211V210H24ZM28 211V210H27ZM112 211V212H111ZM134 211V210H133ZM132 211V212H133ZM15 212V211H14ZM31 212V211H30ZM135 212V211H134ZM138 211H136L135 213H137ZM144 212H145V210H144ZM6 213V214H5ZM24 213V212H23ZM25 215H23V218H22V222H25V223H27L28 221H30V219L31 220H33L31 217L32 216H30L31 214H29V212H26L25 211ZM121 213V214H120ZM130 213H131V210H130ZM134 213V214H135ZM142 213V212H141ZM218 213V212H217ZM225 213V212H224ZM5 214V216H3ZM133 216H134V214L133 213H131ZM130 214V216L132 217V215ZM155 214V213H154ZM220 214H221V212H220ZM33 215V214H32ZM138 215V214H137ZM11 216V215H10ZM15 216H18V215H15ZM15 216H13V219H17V218H14ZM37 216V215H36ZM129 215L127 214V217H128ZM139 216V215H138ZM142 216V215H141ZM209 216V215H208ZM224 216V215H223ZM21 217V216H20ZM33 217H34V215H33ZM38 217V216H37ZM126 217V216H125ZM135 217H137V216H134V218ZM129 218V217H128ZM128 218H125V219H128ZM133 218V219H134ZM141 218V217H140ZM140 218H139V220H140ZM207 218V217H206ZM7 218L5 217L4 218V220H6ZM19 219V218H18ZM154 219V216H153V213H151V214H146V216H144V217H142V219H141V221H136V219H135V221L136 222H133L132 221V223H126L127 224V226L129 225V226H132V225H134V227H135V229L137 230V231H140L141 230V235H142V240H145L144 242H145V244H144V246H143V249H145V251L147 252V250H148V245L147 244H151L150 242H151V240L153 241V244H152V246L154 245V243H159V241H162L161 240V237H164L165 235H166V233H164V232H160V231H158V232H156L155 230L157 229L156 227H154V226H152V220ZM1 220V219H0ZM3 220V221H4ZM8 220V219H7ZM6 220V221H7ZM20 220V219H19ZM2 221V222H3ZM12 221V220H11ZM14 221V220H13ZM12 221V224L13 223H16V222H13ZM16 221V220H15ZM34 221V220H33ZM124 221H126V220H123V222ZM129 221V220H128ZM128 221H126V222H128ZM131 221V220H130ZM9 222V221H8ZM7 222V223H8ZM37 222V221H36ZM206 222V221H205ZM0 223H1V221H0ZM24 223V224H25ZM33 223V222H32ZM31 222H30V224H32ZM5 224V223H4ZM9 224V223H8ZM17 224H18V222H17ZM34 224H36L35 222H34ZM41 223H39V225H40ZM45 223H43V225H44ZM123 224V223H122ZM126 224H125V226H126ZM250 224V226H249V228H248V230H246L245 232L244 231H240L239 232V234H238V232L237 233H234V232H236V231H238V230H240V229H242V228H246L247 227V225H249ZM3 225V224H2ZM2 225H0V226H2ZM11 225V224H10ZM10 225H9V227H10ZM20 225H22V224H20ZM19 225V226H20ZM28 225V224H27ZM33 225V224H32ZM42 225V224H41ZM63 225V224H62ZM7 226V225H6ZM36 226H37V224H36ZM44 226H46V224L44 225ZM124 226V227H125ZM225 226H227L226 228H225ZM5 227V226H4ZM4 227H2V228H4ZM18 227V226H17ZM21 227V226H20ZM22 227H23V225H22ZM123 227V228H124ZM142 227H148V228H150L151 229V234L150 235H146L145 237H144V234H143V230H142ZM158 227V226H157ZM11 228V227H10ZM14 228V227H13ZM12 228V229H13ZM24 228H26L25 227V225H24ZM33 228V227H32ZM43 228V227H42ZM41 228V229H42ZM233 228H236L235 230L236 231H233ZM1 229V228H0ZM9 229V228H8ZM16 229V228H15ZM18 229L20 230L21 228H19L18 227ZM29 229V228H28ZM27 229V230H28ZM40 229V228H39ZM39 229H38V231H39ZM47 229V228H46ZM45 229V230H46ZM130 229V228H129ZM134 229V231H136ZM2 230V229H1ZM5 230H7V229H5ZM10 230V229H9ZM9 230H7V231H9ZM17 230V229H16ZM23 230V229H22ZM35 230V229H34ZM71 230V231H70ZM128 229H126V231H127ZM133 230V229H132ZM24 231L25 232H27L28 233V231H26V229H24ZM44 231V230H43ZM42 231V232H43ZM47 231V230H46ZM124 230H122L121 232H123ZM125 231V232H126ZM133 231V232H134ZM153 231V232H152ZM0 232H3V231H0ZM12 232V231H11ZM23 232V231H22ZM42 232H40V234L42 233ZM9 233H10V231H9ZM12 233H14V230H13V232ZM30 233V232H29ZM32 233V232H31ZM135 233V232H134ZM134 233H133V235H134ZM234 233V234H233ZM3 234V233H2ZM19 234V233H18ZM26 234V233H25ZM35 234V233H34ZM34 234H32V235H34ZM44 234L46 235V233L44 232ZM119 234H120V232H119ZM122 234V233H121ZM125 234V233H124ZM8 235V234H7ZM13 235V234H12ZM37 235H38V233H37ZM42 235V234H41ZM126 235V234H125ZM128 235V234H127ZM131 235V234H130ZM9 236V235H8ZM6 237V238H9V237ZM14 236H15V234H14ZM42 236H44V235H42ZM87 236V235H86ZM121 237H122V235H120ZM132 236V235H131ZM130 236V237H131ZM16 237H18V236H16ZM26 237V236H25ZM34 237V236H33ZM46 237H47V235H46ZM45 237V239H47ZM49 237V236H48ZM84 237V236H83ZM82 237V240H77L76 242H77V244H76V246H77V248L79 247L81 250V253H83V254H85V256H90V255H93L94 254V256L96 255V254H99L100 253V251L99 250H101L100 249V247L98 246V247H95L94 249L93 248H91V244L92 243H90L91 242V240H90V238H89V235H88V238H86V237H84L83 238ZM121 237H120V240H122L121 239ZM124 237V236H123ZM126 237V236H125ZM150 239H149V238ZM201 237V236H200ZM1 238H3V237H1ZM5 238V237H4ZM3 238V239H4ZM13 237H11V239H12ZM21 238V237H20ZM24 238V237H23ZM37 238H39V235H38V237ZM41 238V237H40ZM50 238H51V235H50ZM127 238V237H126ZM132 238V237H131ZM149 239V241H148V239ZM14 239V238H13ZM27 240L29 239V238H26ZM42 239V238H41ZM6 240V239H5ZM14 240H16V239H14ZM19 239H17L16 240V242L18 241ZM26 240V241H27ZM39 239H36V241H38ZM53 240H54V238H53ZM103 240V239H102ZM101 240V241H102ZM117 240V237H115V239L113 238V241L115 242ZM155 240V241H154ZM3 241V240H2ZM34 241V240H33ZM35 241V242H36ZM40 241V240H39ZM46 241V240H45ZM50 241V240H49ZM73 242H74V240H72ZM112 241V242H113ZM125 241V240H124ZM126 241H128V239L126 240ZM248 241L250 242L249 244H248ZM8 242V241H7ZM7 242H6V244H7ZM15 242V241H14ZM20 242V241H19ZM18 242V243H19ZM22 242V241H21ZM23 242H25V239H24V241ZM43 242V241H42ZM48 242V241H47ZM52 242V241H51ZM105 242V241H104ZM119 242V241H118ZM122 242V241H121ZM4 243V242H3ZM38 243H40V242H38ZM50 243V242H49ZM79 243V244H78ZM126 243V242H125ZM125 243H123V244H125ZM161 243V242H160ZM219 245V246H217V244ZM27 244H29V242H27ZM26 244V245H27ZM41 244V243H40ZM53 244H54V241H53ZM116 244H119V243H116ZM122 246H124L122 243H120ZM132 244V243H131ZM11 245V244H10ZM25 245V244H24ZM25 245V246H26ZM30 245V244H29ZM41 245H43V244H41ZM46 245V244H45ZM49 245H51L52 246V243L51 244H49ZM2 246H6V245H2ZM13 246H15V245H11L10 247H8V249L9 248H11V247H13ZM47 246V245H46ZM58 246V245H57ZM112 246V245H111ZM117 246V245H116ZM122 246H120L119 245V247H122ZM135 246V245H134ZM15 247H17V246H15ZM14 247V248H15ZM35 247H36V245H35ZM39 247V246H38ZM42 246H40V248H41ZM44 247L45 246H43L42 247V252L44 251L43 249H44ZM55 248H56V250L58 249L56 246H54ZM54 247H53V249H54ZM112 247H115V244L112 246ZM118 247V248H119ZM126 247V246H125ZM159 247V246H158ZM211 247V248H212ZM218 247H219V251H218ZM14 248H12L13 250H14ZM20 248H22V247H20ZM28 248H29V246H28ZM28 248H27V250H28ZM37 248V247H36ZM35 248V249H36ZM39 248V249H40ZM49 248H50V246H49ZM99 248V249H98ZM103 248H105V246L103 247ZM161 248V247H160ZM17 249H19V246H18V248ZM32 248H30L29 250H31ZM34 249V248H33ZM39 249H37L38 251H39ZM46 249V248H45ZM62 249V248H61ZM112 249H114V248H112ZM116 249V248H115ZM136 249V248H135ZM1 250V249H0ZM4 250V249H3ZM6 250V249H5ZM21 250V249H20ZM90 250H94V253L92 252H90ZM133 250V249H132ZM204 249H202L201 251L200 250H198V251H194L191 255H189L188 257H187V259H186V262H188V263H190V264H196L197 262H198V260L200 259L199 257L201 256V254L202 253H204V252H202ZM231 250V251H230ZM24 251H25V249H24ZM23 251V252H24ZM46 251H47V249H46ZM50 251V250H49ZM62 251V250H61ZM122 251H123V249H122ZM128 251H129V249H128ZM149 251H150V248H149ZM148 251V252H149ZM26 252V251H25ZM28 252V251H27ZM51 252H53V251H51ZM59 252H60V250H59ZM118 252H121V251H118ZM138 252V251H137ZM158 252H159V250L157 251V249H156V254H155V257L154 256H151V253L150 254H148V259L146 260V262L148 263V264H159L158 263V261H159V259H160V257L158 256ZM202 252V253H201ZM0 253H3V252H0ZM10 253V252H9ZM40 253V252H39ZM55 253V252H54ZM61 253H63L64 254V252H61ZM111 253H113V250H112V252ZM116 253H117V251H116ZM41 254V253H40ZM46 254V253H45ZM47 254H48V252H47ZM58 254V253H57ZM60 254V253H59ZM118 254V253H117ZM127 254H129V253H127ZM133 254V253H132ZM2 255H6V254H2ZM8 255V254H7ZM6 255V256H7ZM12 255V254H11ZM13 255H15V254H13ZM42 256H44L43 254H41ZM53 255V254H52ZM55 255V254H54ZM53 255V256H54ZM99 255H101V254H99ZM136 255V254H135ZM138 255H140V254H138ZM10 256V255H9ZM46 256H48V255H46ZM45 256V257H46ZM49 256H50V253H49ZM62 256V255H61ZM65 256V257H64ZM64 258H67L68 260H69V262H70V260L73 258V256L70 254V253H68V252H66L65 251V254H64ZM80 256H82V255H80ZM109 256H111V255H109ZM109 256H107V258L105 259V260H102V258H99V259H97L96 260V262L97 263H99L101 260H102V263L103 264H116V263H114L113 261H116L115 259H116V257L114 258V257H110L109 259H108V257ZM127 256V255H126ZM134 256V255H133ZM170 256H172V257H174V255H169V257ZM242 256V257H241ZM55 258H56V256H54ZM58 257V256H57ZM59 257H60V255H59ZM95 257H97V256H95ZM220 257H222V258H220ZM2 258H3V256H2ZM4 258H6V257H4ZM3 258V259H4ZM7 258H8V256H7ZM14 258H16V256L14 257ZM135 258H137V256L135 257ZM143 258V257H142ZM157 258V259H156ZM171 258V257H170ZM50 259H51V257H50ZM58 259H60V258H58ZM67 259H65V260H67ZM77 259V258H76ZM79 259V258H78ZM7 259H5V261H6ZM11 260H12V256H11ZM14 260V259H13ZM12 260V261H13ZM16 260H17V258H16ZM32 260V259H31ZM31 260H29V261H31ZM52 260V259H51ZM61 260H62V258H61ZM64 260V259H63ZM62 260V261H63ZM139 260V259H138ZM7 261H10V260H7ZM20 261V260H19ZM18 261V262H19ZM28 261V262H29ZM36 261V260H35ZM44 261V260H43ZM42 261V262H43ZM54 261H56V259H54L53 258V261L52 262H54ZM59 261V260H58ZM62 261H60V262H62ZM74 261V260H73ZM130 261V260H129ZM128 261V262H129ZM136 261V260H135ZM142 261V260H141ZM1 262H4V261H1ZM11 262V261H10ZM24 263H25V261H23ZM33 262V261H32ZM31 262V263H32ZM45 262V261H44ZM47 262V261H46ZM48 262H49V259H48ZM75 262H76V260H75ZM80 262V261H79ZM125 262H126V260H124V259H122V257L120 258V264H125ZM21 263H22V261H21ZM20 263V264H21ZM23 263V264H24ZM38 263V262H37ZM50 263V262H49ZM55 263V262H54ZM63 263H64V261H63ZM62 263V264H63ZM86 263V262H85ZM96 263V264H97ZM135 264H137V262H134ZM9 264V263H8ZM14 264H16V263H14ZM33 264H34V262H33ZM48 264V263H47ZM51 264V263H50ZM72 264H74V263H72ZM95 264V263H94ZM130 264V263H129Z\"/></svg>","mask_w":264,"mask_h":264},{"label":"rangeland","instance_id":"rangeland-1","mask_svg":"<svg viewBox=\"0 0 264 264\" xmlns=\"http://www.w3.org/2000/svg\"><path fill=\"white\" fill-rule=\"evenodd\" d=\"M2 0H0V5L3 7H5L6 6V8H4V10H3V8L0 6V9H2L3 10V12H1V10H0V13H2V14H0L1 15V17H3V15L5 16V14H6V16H7V20L9 19V17L10 16H12V17H10V19L11 18H13V20H9L10 22V34L11 35H14L15 33L13 32V31H17V30H23V31H25V30H27L28 28H27V26L29 27V29L27 30V32L28 33H31L33 36H34V39H35V41H36V43H35V41L33 42V41H29L28 42V44H30L29 46L31 47L30 48V51H32V53H37V52H40L41 54L44 52V50H46V52H47V49H48V45L49 44H47V43H51L53 40H55L56 39V41H57V43H59L60 42V40L59 39H61V41H63L65 44L64 45H66V46H68V49L70 50L69 52L68 51H66L67 53H77V55H79L78 53H80V52H82V53H84L83 51H80V46L81 45H79V47L77 48V49H75L74 51H71V48H72V45H73V38H74V33L72 32L71 33V31L72 30H74L75 28L77 29V28H80L81 29V27L85 30V32L83 33V35L80 37V38H76V41H75V48L78 46V43L79 44H81L82 42H83V40H87V39H90V37L92 38V42L93 43H91V44H93L94 46L95 45H102V46H98L99 47V50H97V51H94V50H92V48H90L89 50H91V51H89L90 53H92V52H94L93 53V57H94V61H95V59L97 58L96 56H98V59L100 58L101 60H99V62L98 63H96V65L95 66H92V73H91V78L89 79V81L91 82H89L88 83V85L87 84H84V85H86L87 87L89 86V84H90V86L92 85V83H94L95 81H94V79H101V77H102V74L104 73V71L105 72H108V73H110V74H108L107 75V82H108V86H110V87H107V88H109V90H110V93H111V91H112V94L114 93V95H116L117 94V99L119 100V106H118V108H117V110H118V112H117V110H115V113H114V115H112V117H110L109 119H108V121L110 122V123H112V122H114L115 121V123H117L118 122V124H119V121H120V119L119 118H121V117H123V115H125V117H126V115H127V118H129V120L131 119L132 121L135 119V121H137L138 119H139V122L137 121V123H135V124H133V126H136V128L139 126V123H140V121H142L143 120V122H144V120L145 119H147V120H145V121H147V122H145V124L142 126V129L143 130H145L146 128H147V130L149 131H151V130H153V131H155L154 133H153V131L152 132H148L147 130V132L151 135L150 137H149V134H148V136H147V138L145 137L144 139H143V141L140 143V145L142 146V148L140 149L141 150V153L144 155V157H142L143 155H141L140 153H139V149H138V144H137V139H138V134L135 136V137H133V139L131 140V141H129V144H128V146H127V148L126 149H124L125 151H123V153H122V151H121V153L119 152L118 153V155L119 156H116L117 157V159H120V160H122L121 158H123V161L125 160V163H123V161H121V163H122V166L119 164V168H118V165H117V169H118V171L120 172L121 170V168L123 169L122 170V174H123V172L125 171L126 173H125V177H127V176H129V177H127V180L128 179H130V176L131 175H133V176H131V179L132 178H134V177H137V178H134V179H142L141 180V183H140V187L138 188V191H139V193H137L138 195H140L141 194V197L138 199V197L136 198V197H134L132 200H131V204H133V206L131 205V207L130 206H128V204L126 205V212H125V215H124V205L127 203V198L125 199V201H124V204H122V202H123V200L124 199H122L123 198V196H118L117 197V203H119V204H122V206L120 205H117V207L119 208V207H121L120 209L122 210V208H123V211H121L122 212V215H120V217H121V226L122 225H124L125 226V224L126 223H132V221L133 222H136L137 220L138 221H141V219H142V217H144V216H146V214H151V213H153V216L155 215V214H157V215H159L160 213H161V210H164V213H161L162 215H163V218H164V220H162V221H160L159 223H160V225L157 227V229L155 230L156 232H158V231H160V232H164V233H166V235L164 236V237H161V240L162 241H159V243H154V245L152 246V244H153V241L151 240V244H147L149 247H148V250H147V252L145 251V249H143V246H144V244H145V240H142L143 238H142V235H141V230L140 231H137L136 229H135V227H134V225H132V226H127V224H126V226L123 228V227H118L119 228V230L118 229H114L113 231L114 232H110V235L111 236H109V241H108V237H106V236H102L101 235V233L102 232H100L101 230L100 229H104V226H103V222L102 221H100V220H98L99 221V223H94V222H92L91 220H89V219H87L86 220V218L87 217H89L88 216V214L86 213V212H88L89 211V213H90V211L92 210V208H89L88 210H87V208H81L80 209V213H81V218H83L84 217V219H83V224L84 225H78V227H81V233H79V234H77L76 236H75V234L73 233L72 235H71V233H69V230H67L66 229V231L68 232V236L72 239V240H74V242L75 241H77V240H82V237L84 236V237H86V238H88V235H89V238H90V240H91V242L90 243H92L91 245V248H95V247H98L100 244V249L101 250H99L100 251V253L99 254H101V255H99V254H96L95 256H97V257H95L94 256V254L93 255H88V256H85V254H83V253H81V251L79 250V248H77V246H75V250H76V248H77V254H78V256L79 257H73L71 260H70V262H69V260L67 259V258H64L65 256H64V254H65V250H63V249H61L60 247H58L57 245H56V241L55 240H53V236H51V238H50V234H49V232H48V229H46V228H48V227H46V226H44L43 225V223L44 222H42V221H40V217H39V215H37V214H33V209H34V205L32 204V201H34V200H31V197L30 198H28L27 199V197H29V195L28 196H26L25 198L27 199V200H25V204L23 203V204H18V205H16V204H14V205H10L9 207V209L11 210V208L12 209H14L15 207V209L13 210V211H10L9 209L8 210H6V213H7V215H8V213L11 215H8V216H5V214L3 215V216H5L7 219V221L6 220H4V218L5 217H3V219H2V215H1V213H0V221H1V223H0V225H2V226H0V228L2 229H0V231H3V232H0V252H3L4 254H8L7 256H8V258H7V256L5 255H2L3 253H0V264H14V263H16V264H20L21 263V261H22V263L21 264H23L24 262L23 261H25V263L24 264H33V262H34V264H62L63 263V261H64V263L63 264H72V263H74V264H96L97 262H96V260L97 259H99V258H102V260H105L106 258H107V256H109V255H111L112 257H116V261H113L114 263H116V264H120V258L122 257V259H124V260H126V262H125V264H135L134 262H137V264H148L147 262H146V260L148 259V254H150L151 253V256H154L155 257V254H156V249H157V251L159 250V252H158V256L160 257V259H159V261H158V263L159 264H172V262L174 263V264H190V263H188V262H186V259H187V257L189 256V255H191L194 251H198V250H202V249H204L202 252H204V253H202L201 254V256L199 257L200 259L198 260V262L196 263V264H211V260H213V257H217V256H215L216 255V253H217V250H216V248H213L212 246H213V244H215V242L217 241H219V238H225V237H227V236H229L228 238H233L234 236H232L231 237V233L232 232H230V235L227 233L228 231L227 230H221L218 234H216L215 236H214V234L212 233V228H213V226L215 225V223H216V219H214L213 218V216H211L210 214H212V215H214V214H216V216L218 217L217 219L218 220H221L222 218H224V219H229L231 216V210L229 209L230 207H231V205L230 204H233V202L235 201V198H231L232 200H233V202H231L232 200H230L229 202H230V204L228 203V205H227V208L225 207V206H221L222 208H220L219 209V207H220V202H219V197H218V195H216V194H206V196L205 197H203V200H204V202H205V204H206V206L205 207H203V208H201V209H194V210H182V211H178L177 209H174V206L173 205H175L177 202H179L182 198H183V196H184V193H186V190H187V188H188V186H189V178H188V173H187V171H186V169H185V167L182 165V167H180L177 163H175V161L174 160H172L171 161V159H169L170 158V155H169V153L167 154V152H168V150L170 149V147H174L173 146V144L175 145V143H174V136L177 138L178 136H179V138H180V140H183V139H188L189 138V140L190 141H192L191 140V138H192V136L193 135H191V133H193V131H191V132H189V133H185V131L186 132H188L189 130V126H191L192 125V123L190 124V123H188V122H191V120H190V117L189 116H186L185 114L183 115V114H181L182 116L180 117V115L178 114L179 112L176 110V105H174V104H176L174 101L176 100V98L178 99L179 97H177L178 95L180 96V92H181V87L180 88H178V86H177V88H175V89H177L175 92H170L171 91V89H173L172 87H173V85H174V77L173 78H171V79H167V78H165V75H166V77L169 75L170 77H172L173 76V74H172V71L170 72V74H169V72H167V71H169L168 70V68H169V66L171 65V63L170 62H173V61H171V59H170V55L168 56V57H166V55H165V51H163V55H162V52L161 53H158V52H154L155 50L153 49V45H155L154 43H153V41L155 42V39H154V37H152V39H151V41L149 40V42H145V41H147L148 39H150L151 37H148V35H146V36H143L142 35V37H144L143 38V40H144V43H143V46H144V44H146V46L148 47V48H150V44L151 43H153L152 45H151V48H150V50L152 49L153 50V52L154 53H151V51H149L148 50V48L147 47H145V49L147 48V50H145L144 49V51H143V55L145 56L144 58H147V61L146 60H144V58L142 59V56L143 55H141V53H140V56L138 57L139 59H136V60H134L136 63H133L132 62V60H133V58H132V60H124V58H123V56H120V54H121V52L123 53V52H125V51H127V50H125V48L123 49V47L124 46H128L129 44H130V41H132L131 43L134 45V46H136V45H138L139 43H141L142 44V42L141 41H143V40H141L142 39V37L140 38H138V39H140V40H135L136 38V36H134V33H133V35L130 33V31H128V25L127 24H129V25H131V24H133V23H138V24H140L141 26H143V24L142 23H139V22H141L144 18H146V17H144L145 16V14H147V15H152L151 13L152 12H145V14H141L142 12H139V14H138V16L136 17V18H141V20L139 21V18L138 19H136V18H134V19H131V21H130V23L128 22H126V21H124V20H122L123 18H125L124 17V15H122L121 14V16L123 17H119V15H120V13L121 12H118V11H120V10H122L120 7H118L116 4L117 3H113V4H110L111 3V1L109 2V0L107 1V0H101V1H103L102 3H101V1L99 2H97L96 4L101 8V9H99V7L97 6V5H95V2L93 1V0H87V3H86V1L84 2V0L82 1V0H80V2H79V0L77 1V0H51L50 2H49V0H42V1H38V0H36V2H35V0L33 1V0H24V1H22V3H23V5H22V3H21V1L20 0H9V2L8 3H6L5 5H3V1L1 2ZM13 1V2H12ZM17 1V2H16ZM29 1H30V8L33 6V5H35V6H37L36 4H38V2H39V4L41 3V5H38L37 6V8L36 9H38L39 10V8H40V10L39 11H37L34 7L35 6H33L31 9V11H30V8H29V5L28 4H26L25 2H27V3H29ZM31 1H33V2H31ZM44 1V3H42ZM52 1H57V2H55L54 4H50V5H48L49 3H53ZM61 1H63V4H62V2ZM70 1V2H69ZM75 1L78 3H75ZM90 1V2H89ZM104 1H106L105 3H104ZM239 1L240 0H232V1H230L231 3L230 4H233V3H239ZM249 1V7H253L254 9H257L258 7H261V6H264V0H248ZM10 2H12L11 4H10ZM47 2H49L48 4H47ZM61 2V3H60ZM69 2V4L71 3V4H73V2H74V6L73 5H69V4H67ZM82 2H84L83 4H82ZM92 2L94 3V5H95V7L93 6V4H92ZM109 2V3H108ZM122 2V3H121ZM127 2V1H126ZM126 2H125V0H123V1H119V5H121V4H124V5H121L122 7H125L126 6ZM15 3H16V5H15ZM33 3V4H32ZM60 3V6L58 5H56V6H54L55 4H59ZM81 3V4H80ZM90 3H91V6H90ZM99 3V4H98ZM100 3L101 4H103L104 3V5H100ZM106 3H107V5H108V7H106L107 5H106ZM129 3V2H128ZM8 4V5H7ZM19 4V5H18ZM44 4H46L47 5V7H46V5L44 6ZM62 4V5H61ZM69 5V6H67V5ZM87 4V5H86ZM230 4H229V6L228 7H226V6H222V3H220V7H221V13L223 14V15H226V16H230ZM11 6V8H10V6ZM15 5V6H14ZM17 5H18V7H17ZM43 5V6H42ZM64 5V8H63V10H64V13H70V14H72L73 12L72 11H70V10H74V8H76V6H79L78 7V9L77 10H74V15L73 16H75L74 18H71V17H68L70 20L71 19H74L73 20V23H72V25L73 24H76L75 26H74V28H71L69 25L67 26L66 25V21L67 20H65L64 21V18H63V14H62V17H61V15H60V23H63V24H65V25H63L62 27L64 28V26L66 27L67 26V29L65 28V30H61V26H58L57 28H55V30H50V28H53L54 26H56V25H53L54 23L53 22H55V20H56V18L55 17H53L52 19H46V22H50V24L48 23V24H46V22H45V19L43 20V21H41L42 22V24H40V21L37 19V20H34V19H36V16L38 15V12H39V14L41 15V14H43V13H45V15L46 16H50V14H52L51 13V11H53V10H55L56 8H58V7H60L61 8V6H63ZM65 5L68 7V9L70 8V7H72V9L70 8V10H68L67 9V7H65ZM81 5V6H80ZM106 5V6H105ZM112 5V6H111ZM7 6H9L8 8H7ZM21 8H20V7ZM23 6V7H22ZM25 6H27V7H25ZM41 6H42V8H41ZM49 6V7H48ZM52 6L53 7H55L54 9H52ZM84 6H86V7H84ZM97 6V7H96ZM104 8H103V7ZM110 6V7H109ZM115 6H116V9H115ZM44 7V8H43ZM45 7H46V10H45ZM50 7H51V11H50ZM82 7H84V8H86V9H81V10H79L80 8H82ZM94 7V8H93ZM111 7H113V9H111ZM168 8H167V10H166V13L167 14H172L173 13V6H167ZM10 8V9H9ZM13 8V9H12ZM18 8V10H15V9H17ZM27 8H29L28 10H27ZM66 8V9H65ZM88 8H89V11H88ZM95 8H96V10H95ZM108 8H110V10H108ZM129 8V7H128ZM242 8V7H241ZM6 9H9V10H6ZM23 9V13L21 12V10ZM47 9H49L48 11H47ZM62 9V8H61ZM14 10V11H13ZM26 10V11H25ZM36 10V11H35ZM59 10V9H58ZM57 10V11H58ZM82 10H86V11H82ZM94 10V11H93ZM109 11L108 13H111V12H114L115 14L117 13V15L118 16H116L117 18H118V22H116V24L118 25V26H116V25H114L115 24V22H114V20H108L109 22H110V24H113V27H110V29L111 28H113L112 30H116L117 28H119V31L120 30H123V34H122V36H121V40H122V38H123V36H124V41H126V43L125 42H123V43H119V41H121V40H116V42L117 43H119L118 44V46H117V49H115V51H114V53H117V55H116V57H115V59L116 60H118V58H120L119 60H121V62L119 61H113V60H115L114 58L112 59V61H110L109 59H110V53L109 52H111L112 51V49H110L109 50V48H111V45H113L112 43H114L113 41H104V39L106 38V37H109V36H111V35H113L114 34V31H112L113 32V34L112 33H110V32H108V34H107V32H105L106 30L103 28L105 25H103L104 24V22H108L107 20H105V19H103L104 18V15L106 14L105 12H107V11ZM5 11L7 12V13H5ZM13 13H16L15 15H14V13L12 14L11 12ZM27 11H28V13H27ZM34 12V14L33 13H30V12ZM46 11V12H45ZM219 11H220V9H219ZM19 12V13H18ZM20 12H21V14H20ZM36 12V13H35ZM48 12H50V14L48 13ZM82 12H86L85 14H83ZM5 13V14H4ZM9 13V14H8ZM18 13V14H17ZM47 13H48V15H47ZM77 13H79V14H77ZM122 13H125V11H123ZM23 15V16H20V15ZM30 14H31V16H30ZM89 14V16L87 17V15ZM91 14V15H90ZM98 14H100V15H98ZM228 14V15H227ZM32 15H33V19H31L32 18ZM44 15V16H45ZM77 15H79V16H77ZM81 15H82V17H81ZM92 15H93V17H92ZM96 15H98V16H96ZM144 15V16H143ZM221 15V14H220ZM26 16V17H25ZM86 16V17H85ZM95 16V17H94ZM100 16V17H99ZM103 16V17H102ZM181 17H180V19L182 20V21H184V20H186L189 16H188V14L187 13H185V15H183L182 13H181V15H180ZM14 17H16L15 19H14ZM18 17H22V18H24V19H22V18H19L22 22H24V20H25V23H22L20 20H18L17 18ZM28 17H31V18H29V19H25V18H28ZM35 17V18H34ZM52 17V15L50 16V18ZM80 18V23H79V18ZM92 17V18H91ZM143 17V18H142ZM68 18H66V19H68ZM78 18V19H77ZM94 18V19H93ZM17 19V20H16ZM31 19V20H30ZM68 19V20H69ZM76 19H77V21H76ZM84 19H86V20H84ZM89 19V20H88ZM96 19V20H95ZM98 19H99V21H98ZM103 19V20H102ZM227 19V20H226ZM230 19H231V17H230ZM229 18H227V17H225V18H223V20H225V22H221L220 24H217V26H218V28L219 29H223L225 32H222V33H225V34H223L224 36H221V38H219V39H217V37H216V33L213 31V29L214 28H212V31L210 32L211 33V40L209 41V42H207V44H206V48H207V50H208V48L210 49L209 51H211V50H213L212 49V47L210 46V42H212V40L214 39V38H216L215 39V44H216V49L218 50V54L221 56V57H219V55L218 56H216L217 58H219V59H216L215 57L212 59V60H214V61H212V60H208V59H210V57L209 58H207V56L206 55H203L204 53H201V51H199L198 53H197V51H198V49L196 50V51H187V52H185V53H182V52H180V50H179V52L177 53V54H180L179 55V58H176V60H175V63L174 64H177L178 65V61L180 60V59H182V58H185L186 60L187 59H189L190 60V64H186L185 65V69H182L183 70V78H180L181 80H183L184 79V77H186L187 79H188V76L189 75H191V77H192V82H191V85L192 86H190V87H187V88H184V90H183V92H182V95H181V97L176 101L179 105H182V104H184L185 106H188V107H193V106H195V105H200L201 103H200V101H208V102H214V103H219L220 105H223V106H225V109H224V111H223V117H224V119L226 120V121H228L229 123H227V125H226V132L227 133H230V134H234V133H236V132H238L239 130L236 128V126H235V123H238V121H239V117H240V111H239V106L241 105V104H239L240 103V100H238V99H236V97L237 96H239V95H241L242 93H240V92H235L234 90L233 91H229L228 92V90H225L226 89V86H227V88H228V86L229 85H227V81H228V77H226V71H227V67L228 66H230V64L233 62V61H235V63H234V67H235V65H237L235 68H240V66H241V64L239 65L238 63H237V61H236V58L238 59V57L239 56H245V58H244V60H249L250 59V57L253 55L252 53H264V42L261 44V42L264 40V31L261 33V35L259 36L258 34V32H256V36L257 37H255V39L254 40H249V38H248V35L250 34V29H251V27L249 26V22H247L246 23V21H243V20H238L237 19V22L240 24H238L239 25V27H241L242 28V33L241 34H239V36H232V39L230 40V35L228 36L227 35V33L229 34V32L231 31V26H230V24H229V22H231V21H229L230 20ZM28 20H29V22H28ZM84 21V24L82 23L83 21ZM88 20V21H87ZM122 20V21H121ZM136 20L137 21H139V22H136ZM12 21H14V22H12ZM30 21H31V23H30ZM34 23H33V22ZM37 23H36V22ZM92 21H93V23H92ZM116 21H117V19H116ZM121 21V22H120ZM123 21H124V23H127V24H124V25H122L123 24ZM134 21V22H133ZM229 21V22H228ZM98 22H100L99 24H98ZM101 22H103V23H101ZM186 22H188V21H186ZM15 23H17L18 24V26H19V28L17 27V25L14 24ZM27 23V24H26ZM44 23V24H43ZM88 23V24H87ZM92 23V24H91ZM105 23V24H106ZM120 23V24H119ZM122 23V24H121ZM189 23V22H188ZM255 23V22H254ZM21 24V25H20ZM29 24V25H28ZM34 24H36L35 26H34ZM39 24V25H38ZM79 24V25H78ZM91 26H90V25ZM189 24H191V23H189ZM237 24V23H236ZM12 25H13V27H12ZM42 25V27H39V26H41ZM43 25L45 26L44 27V29H43ZM48 25V26H47ZM53 25V26H52ZM84 25V26H83ZM100 25V26H99ZM120 25V26H119ZM126 25V26H125ZM16 26V27H15ZM26 26V28H24ZM38 26V27H37ZM81 26V27H80ZM87 28H86V27ZM94 27V26H96V28L94 27L93 29L92 28H90V27ZM101 26H103L102 28H103V30L101 31L100 29V27ZM122 26H125V28L124 27H122ZM258 27H261V23H259L258 25H257ZM263 26H264V24H263ZM15 27V28H14ZM21 27V28H20ZM33 27V28H32ZM68 27H70V29H68ZM98 27H99V29H98ZM144 27H147L146 25L144 26ZM143 27V28H144ZM238 26H235V28H237ZM238 27V28H239ZM14 28V29H13ZM17 28V29H16ZM31 28H32V31H34V29L36 28V31H34L35 32V34H34V32H32L31 31ZM41 28V29H40ZM86 28V29H85ZM122 28H124V29H122ZM13 29V30H12ZM59 29V30H58ZM95 29H96V31H95ZM127 29V30H126ZM181 29V28H180ZM5 30V29H4ZM41 30V31H40ZM43 30V31H42ZM49 30V31H48ZM58 30V31H57ZM61 30V31H60ZM118 30V29H117ZM143 30V32L145 31L144 29H142ZM183 30H184V32H183ZM181 29L180 31L179 30H177V32L179 31L180 33H186L185 32V29ZM255 30H256V28H255ZM12 31V32H11ZM39 31V32H38ZM67 31V32H66ZM21 32V31H20ZM62 32V34L64 33V34H68V36L67 37H65L66 35H61V34H57V33H61ZM70 32V33H69ZM103 32V33H102ZM105 32V33H104ZM118 32V31H117ZM126 32V33H125ZM178 32V33H179ZM51 33V34H50ZM53 33V34H52ZM145 33V32H144ZM36 34H38V35H36ZM50 34V35H49ZM72 34V35H71ZM111 34V35H110ZM146 34V33H145ZM149 34V33H148ZM54 35V36H53ZM106 35H109V36H106ZM127 35V36H126ZM131 35V37H129ZM180 35V34H179ZM179 35H175L174 33H173V37H175L174 39L173 38H171V39H173V44H172V42H170V46H173V47H175L176 48V43H178L179 41L178 40H175V39H177L176 37H178V39L180 38L179 37ZM213 35V36H212ZM37 36V37H36ZM39 36V37H38ZM41 36V37H40ZM83 36H85V37H83ZM90 36V37H89ZM104 36V37H103ZM134 36V37H133ZM258 36H259V39H258ZM36 37V38H35ZM61 37V38H60ZM63 37V38H62ZM65 37V38H64ZM115 37V36H114ZM148 37V38H147ZM39 38H41L42 40L44 39V41H42L41 39L39 40ZM66 38H68V39H66ZM82 38H85V39H82ZM97 38V39H96ZM99 38V39H98ZM115 38H117V39H119L120 37H115ZM146 38V39H145ZM38 39V40H37ZM45 39H46V41H45ZM47 39L49 40V41H47ZM94 39V40H93ZM96 39V40H95ZM101 39V40H100ZM131 39V40H130ZM170 39V40H171ZM257 39H258V41H257ZM33 40V39H32ZM82 40V41H81ZM97 40H98V42H97ZM130 40V41H129ZM236 42H235V41ZM248 40V41H247ZM39 41H40V43H39ZM71 41V42H70ZM135 41V43H137V41H138V44H135V43H133ZM178 41V42H177ZM45 42H46V44H45ZM94 42H97V43H94ZM108 42V43H107ZM109 42H110V44H109ZM128 42V43H127ZM151 42V43H150ZM247 42V43H246ZM32 43V44H31ZM38 43H39V45H38ZM71 43H72V45H71ZM107 43V44H106ZM147 43H149V44H147ZM175 43V44H174ZM236 43V44H235ZM237 43H239L238 45H237ZM246 43V44H245ZM36 45L35 47V49L36 50H39V49H41V50H39V51H37L36 52V50H33L34 49V45ZM40 44H42V46L40 45ZM69 44V45H68ZM106 46H105V45ZM126 44H128V45H126ZM131 44V45H132ZM195 44H197V43H195ZM208 44H209V46H208ZM235 44V45H234ZM45 45H47L46 46V48L44 47ZM71 45V46H70ZM92 45V47H93V49L96 47H94ZM123 45V46H122ZM131 45H129V46H131ZM132 45V47H134ZM176 45V46H175ZM202 45H203V43H202ZM24 46H27V45H24ZM39 46H41V47H39ZM122 46V47H121ZM141 46V45H140ZM139 45L135 48V51H138V48L140 47ZM194 46V45H193ZM230 46V47H229ZM51 47V46H50ZM70 47V48H69ZM98 47H96V48H98ZM101 47V48H100ZM109 47V48H108ZM173 47H168V50H170V52H173L174 53V51L173 50H175ZM33 48V49H32ZM43 48H44V50H43ZM61 48V47H60ZM59 48V49H60ZM65 48V47H64ZM105 48V49H104ZM108 48V49H107ZM122 48V49H121ZM167 48V47H166ZM172 48H173V50H172ZM242 48V51L240 50ZM32 49V50H31ZM51 49V48H50ZM66 49H67V47H66ZM137 49V50H136ZM177 49V48H176ZM224 49V50H223ZM64 49L62 48V49H60L59 50V52L58 51H56V49L55 50H51V52L52 53H54L55 52V54H54V56L56 55V57L58 56V58L61 56L62 57V55H64V53H65V51H63ZM77 50H79L78 52H77ZM62 51V53L63 54H61L60 52ZM120 51V52H119ZM147 51H149L150 53H148ZM224 51H225V55H224ZM56 52H57V54H56ZM145 52V53H144ZM169 52V51H168ZM169 52V53H170ZM135 53H137V52H133V55L135 54ZM227 53V54H226ZM44 54V53H43ZM42 54V55H43ZM99 54L101 55L100 57H99ZM104 54V56H102ZM132 54V53H131ZM148 54L149 55H151L152 57H149L148 56ZM160 54V55H159ZM211 53H209L208 55H210ZM223 54V55H222ZM252 54V55H251ZM132 55V56H133ZM175 55V54H174ZM203 55V56H202ZM163 56H165V57H163ZM206 56V57H205ZM56 57H55V59H56ZM96 57V58H95ZM164 59H163V58ZM204 57V58H203ZM152 58V60L151 61H153V63H152V65H157V63H163V62H165L166 61V64L168 65V66H165L166 64H164L163 63V65H161V63L159 64V65H161L163 68H165V70H163V68L160 66V68H159V71L162 69V72H160L161 74L163 73V72H165L164 73V75L162 74L161 76H164L162 79H166L165 80V82H164V80H161V76H160V73L158 72V73H156V77H155V79H153V77H154V75H155V73H154V71H156L157 69H155L154 70V68H155V66H154V68H153V66L150 64L151 63V61L149 62V60ZM162 58V59H161ZM165 58H166V60H165ZM167 58H169L170 60H168ZM105 59H108V60H106V62H105ZM141 59V60H140ZM162 61H161V60ZM137 60H139V62L141 63L142 62V60L145 62V64H144V62H143V64L141 63H139ZM160 60V61H159ZM165 60V61H164ZM228 60V61H227ZM93 61V62H94ZM127 61H129V62H127ZM154 61H156L157 63L155 64L154 63ZM110 62V63H109ZM125 63L124 65L122 64V63ZM135 65H132V63ZM149 62V64H147ZM178 62V63H177ZM214 63L215 65H217V66H219L220 68L222 67V70H223V72H224V74H222V76H220V78L222 79H219L220 80V83H221V81H222V83H221V85H220V83H219V80H218V86L220 87V88H216V87H213L212 88V90H216L217 92H212V93H210V94H205L206 92H204L205 91V89H206V87H208V86H210L211 84H212V81L214 80V65L212 64V63ZM227 64H226V63ZM245 62H247V61H245ZM45 63V62H44ZM44 63H42V65H39L38 66V69L40 70V72L43 74V72H44V74H47V73H49L48 72V70H47V66H46V64L44 65ZM113 63H116V64H114L113 65ZM119 63V64H118ZM130 63V65H128ZM170 63V64H169ZM221 63H223V64H221ZM248 63V62H247ZM98 64V65H97ZM107 64V65H106ZM122 64V65H121ZM127 64V65H126ZM138 64V66L139 65H143V66H145L146 64H147V66L145 67V69L147 70V73H148V71H150V69H148V66L150 65V67L149 68H152L153 69V73L150 71V74L151 75H149V73H148V75H146L145 76V73H143V72H146V70H144V67L143 66H140L139 68H137V65ZM44 65V66H43ZM105 65H106V67H105ZM122 66V67H120V66ZM173 65V64H172ZM176 65V66H177ZM179 65H180V63H179ZM101 66V67H100ZM104 66V67H103ZM108 66H110V70H109V67ZM113 68H112V67ZM125 66V67H124ZM134 66V67H133ZM165 66V67H164ZM65 67H66V65H65ZM115 67H118V69L119 70H117V72H116V70L115 69H117V68H115ZM124 67V68H123ZM136 67V68H135ZM141 67H143L142 69H140ZM159 67V66H158ZM157 67V68H158ZM168 67V68H167ZM178 67V66H177ZM112 68V69H111ZM115 68V69H114ZM126 68V69H125ZM135 68V69H134ZM201 69L202 70V72L197 76H195L194 77V72H193V69L195 70V69ZM223 68H225V69H223ZM15 69V70H14ZM46 69V70H45ZM140 70V72H139V70ZM151 69V70H152ZM167 69V70H166ZM23 68H22V70H21V68H19L18 69V67H14V68H12V70H10L11 71V73H12V71H13V75H12V78H9L7 81H12V83L9 81L7 84H9L8 86H10L11 87V89L13 90V91H16V94L17 93H19L18 94V98H19V101L21 100H23L22 102L20 101V102H18L17 104H15V105H11V110H9L8 109V111L10 112V111H12V112H10V114L11 115H13L14 116V118L16 119V120H18L19 119V121L21 120L22 121V117L23 118H26V119H28V118H30V119H28V120H32V123L33 122H36V124H32V125H30V123H28L29 124V126L28 127H26L25 129H23V134H25V135H29V134H31L32 135V133H34L32 136L31 135H29V138H28V141L30 140V139H37V138H40L41 136H42V138H44V136H46L47 135V133H49L53 128H54V125L52 126V127H50V125H52V124H50V125H48L47 127H45L46 129H44L43 130V128H44V126L42 125H39L38 124V115L37 114H35V111L36 110H43L44 111V107L40 104V102L39 103H36L37 105H38V107L36 106V108H38V109H36L35 111H33L31 108H28V106L27 105H25V104H27V103H25V102H27V99H25V98H27V96H25V94L24 93H21V92H23V91H26L27 89L28 90H31V93H32V90H34V88H33V86H34V84H33V82L35 83V85H37L36 83H38V81L36 82L35 80H40L39 81V83H40V85H38V87L40 86V88H41V86L44 84V81L46 80H44V81H42L43 80V78H45V77H43L44 75H42V74H40V72H39V74H38V72H37V74L38 75H36V73L33 75V76H31V78H26L27 77V75L25 74V72L23 73ZM36 70V69H35ZM34 70V71H35ZM99 70V71H98ZM104 70V71H103ZM115 70V71H114ZM132 71L131 73H128V72H130V71ZM135 71V74L133 73L134 71ZM228 70H229V68H228ZM17 71H19V72H17ZM21 71H22V73H21ZM33 71V72H34ZM97 71V72H96ZM124 71V72H123ZM137 71H138V73L139 74H142V75H140L141 76V78H139V80L137 79L138 78V76H139V74L137 73ZM196 71V70H195ZM103 72V73H102ZM111 72H113L116 76H121V75H123V76H121V77H123L124 79H126V78H131V76L134 74V76H132L134 79H133V83L130 85V88H129V86H127L128 87V90H126L127 89V87H126V89L124 88V90L125 91H123L122 89H123V78L122 79H118L119 77H116L115 75H112L111 76ZM116 72V73H115ZM121 72H123V73H121ZM146 73V74H147ZM21 74H23L24 75V78H22L23 77V75H21ZM119 74V75H118ZM131 74V75H130ZM144 74V75H143ZM157 74H158V76H157ZM168 74V75H167ZM172 74V75H171ZM16 76V78H15V76ZM26 75V76H25ZM96 75V76H95ZM138 75V76H137ZM175 76H176V78L178 77V74L176 73V74H174ZM21 76V77H20ZM38 76V77H37ZM114 76V77H113ZM139 76V77H140ZM143 76V77H142ZM168 76V77H169ZM19 77H20V79H19ZM110 77H113L112 79L110 78ZM136 77V78H135ZM144 77H146V80L145 79H142V78H144ZM157 77H159V80H161V81H159V80H157L158 78ZM169 77V78H170ZM252 77V76H251ZM36 78H38V79H36ZM115 78L117 79V80H119V81H117V80H115ZM254 78V77H253ZM15 79V80H14ZM21 79H22V81H21ZM30 80V82H31V84H29V82L27 81V80ZM109 79V80H108ZM137 79V80H136ZM20 80V81H19ZM31 80H33V82L31 81ZM111 80H112V82H111ZM113 80H115V81H113ZM134 80H135V82H134ZM147 80H149L148 82L149 83H153V84H150L151 86H153V87H147V86H149L148 84L149 83H147V85H146V83L145 82H147ZM168 80V81H167ZM177 80V82H180V80H178V78L176 79ZM14 81L16 82V83H14ZM26 81V82H25ZM117 81V82H116ZM125 81V80H124ZM161 82V83H159V82ZM163 81V82H162ZM170 81H172V82H170ZM116 82V83H115ZM120 82V83H119ZM155 82V83H154ZM38 83V84H39ZM112 83V84H111ZM117 83H119V84H117ZM157 83V85H155ZM162 83H163V87H162ZM193 83V84H192ZM12 84V85H11ZM17 85V86H15V85ZM117 84V85H116ZM138 84L140 85V86H138ZM165 84L167 85L166 87H167V89L169 88L170 89V91L169 90H166V87H165ZM178 84V83H177ZM18 85H20V87L17 89V87H18ZM28 85H32L31 86V88L30 87H28ZM113 85H115V87L113 86ZM118 85H119V87H118ZM132 85H134V86H132ZM139 87L138 88V90H137V86ZM155 85V86H154ZM171 85H172V87H171ZM197 85V94H194L195 93V90H193V87L194 86H196ZM224 85V86H223ZM44 86H45V84H44ZM136 86V87H135ZM143 86V87H142ZM158 86H161L162 88H164V90L162 89V88H160V87H158ZM171 88H170V87ZM256 86V90L258 89V86L257 85H255ZM14 87H16L15 89L16 90H14ZM133 87V88H132ZM140 87H142V88H140ZM23 88H25L26 90H24ZM111 88V89H110ZM116 88V89H115ZM118 88V89H117ZM121 88V89H120ZM134 88H136V91H138V92H136L135 91V89ZM150 89V90H147V93L145 92L146 90L145 89ZM153 88V89H152ZM236 88V87H235ZM241 88V85L240 86H238V88H236L237 90H241L240 89ZM20 89L22 90V91H20ZM142 89H144V90H142ZM119 90V91H118ZM132 91V90H134L137 94H139V97H138V95H136L135 94V92L134 91H132V92H129V91ZM141 90V91H140ZM180 90V91H179ZM40 90H36V92L38 93ZM117 91H118V93H117ZM122 91H123V93H124V95H123V97H121L122 99H123V101H124V99H125V101L124 102H122V99H119L120 98V96H122ZM128 93H132L133 94V92H134V95L135 96H132V94H131V97H130V94H128ZM142 91H144V92H142ZM150 91H151V93H153V91H154V93H153V95H152V98H151V94L150 95H148V92L150 93ZM155 91L157 92V93H155ZM162 91H165V93H162ZM119 92L121 93V95L119 94ZM179 92V93H178ZM23 94V96L21 95V94ZM102 93H104V94H106V92H102ZM148 96H146L145 94ZM176 94L175 96L173 95V94ZM111 94V95H112ZM143 94V95H142ZM156 94V95H155ZM164 94V95H163ZM169 96H168V95ZM194 94V95H193ZM161 95H162V97H161ZM204 95H209L208 97H204ZM128 96V97H127ZM165 96V97H164ZM170 96H171V98H170ZM175 97L174 99H173V97ZM196 96V98H194ZM21 97H22V99H21ZM124 97H127V98H124ZM135 97V98H134ZM142 102V103H140L139 102V100L137 99V98ZM147 97V98H146ZM168 97L170 98V99H168ZM29 98V97H28ZM143 99V101H142V99ZM157 98H160V99H157ZM132 99L134 100V101H132ZM152 99V100H151ZM165 101H164V100ZM171 99H173V101L171 100ZM25 100V101H24ZM128 100H130V101H128ZM135 100H136V102H135ZM149 100V101H148ZM158 100V101H157ZM162 100V101H161ZM169 100H171V101H169ZM238 100V101H237ZM152 101V102H151ZM154 101H156L155 103H154ZM164 101V103H162ZM168 101V105L170 106L172 103V106L174 107V109L172 108V106H170V108H169V106H167V102ZM126 102V103H125ZM127 102H128V104H127ZM137 102H139V103H137ZM172 102V103H171ZM200 103V104H196V103ZM124 103V104H123ZM129 103H130V105H129ZM146 103V104H145ZM153 103V104H152ZM158 103V104H157ZM166 103V104H165ZM142 104H144L143 106H141V107H139L140 105H142ZM155 104V105H154ZM165 104V105H164ZM187 104H189V105H187ZM19 105V106H18ZM122 105V106H121ZM124 105H126V106H124ZM135 105V106H134ZM148 105V106H147ZM149 105H150V109H149ZM161 105V106H160ZM216 105V104H215ZM23 106V107H22ZM41 106V107H40ZM148 107L147 109H148V111H149V113L148 112H146L147 110H146V107ZM164 106V107H163ZM166 106V107H165ZM13 107V108H12ZM124 107V108H123ZM152 107V108H151ZM162 107H163V109L164 108H166V109H162ZM212 107V106H211ZM122 109V110H120V109ZM133 108V109H132ZM144 108V109H143ZM212 108H216V106H213ZM13 109V110H12ZM15 109V110H14ZM31 109V110H30ZM141 109H142V111H141ZM169 109H171V110H169ZM30 110V111H29ZM130 110V111H129ZM136 113H134L133 111ZM146 110V111H145ZM162 110H163V112H164V114H163V112H162ZM169 110V111H168ZM173 110L175 111L174 113H173ZM18 111V112H17ZM120 111H123V114H122V112L121 113H119ZM126 113H125V112ZM152 112V114H153V116H152V114H151V112ZM156 113H155V112ZM161 111V113H158V112H160ZM132 112L134 113V115H131L132 114ZM140 113V114H138V113ZM131 113V114H130ZM143 113H145L146 114V116L143 114ZM159 114V115H161V116H158V115H156V114ZM165 113H166V117H165ZM244 112L241 110V114H243ZM19 114V115H18ZM32 114V115H31ZM130 114V115H129ZM142 114V115H141ZM149 114V115H148ZM175 114H176V116H175ZM178 114V115H177ZM56 115V114H55ZM135 115H137V117L135 116ZM138 115H139V117H138ZM154 115H156V117L154 116ZM169 115V118L167 117ZM171 115H172V117H171ZM28 116V117H27ZM129 116V117H128ZM131 116H133V117H131ZM163 116V117H162ZM186 116V118H189L188 119V121L186 120V118H184ZM19 117V118H18ZM143 117H145V118H143ZM148 117V118H147ZM153 117V119H152V121L150 122V120H151V118ZM160 117H161V120H160ZM171 117V118H170ZM63 117H57V118H55V120H56V122L58 123V124H62L63 122H66L65 121V118H63ZM141 118H143V119H141ZM150 118V119H149ZM166 120H165V119ZM173 118H175V119H173ZM178 118V119H177ZM264 118V114H262L261 116H260V120L261 119H263ZM57 119H58V121H57ZM61 119V120H60ZM110 119H114L113 121H110ZM116 119V120H115ZM156 119H157V121H156ZM174 123H171V121ZM119 120V121H118ZM149 120V121H148ZM153 120H154V122H153ZM164 120V123H160V121H163ZM174 120V121H173ZM176 120V121H175ZM264 120V119H263ZM20 121V122H21ZM61 121H63L62 123H61ZM160 123L159 125L156 123ZM134 122V121H133ZM171 124H170V123ZM176 122L178 123V122H180L179 123V125L178 124H176ZM114 123V124H115ZM183 123V124H182ZM113 124V123H112ZM111 124V125H112ZM146 124L148 125V126H146ZM157 124V125H156ZM163 124V125H162ZM169 124H170V126H169ZM182 124V125H181ZM190 124V125H189ZM60 125H55V126H60ZM166 125V126H165ZM175 125V126H174ZM177 125H178V129L176 128L177 127ZM180 125H181V127L183 128V130H182V128L180 127ZM184 125V126H183ZM189 125V126H188ZM32 126V127H31ZM33 126L34 127H36L35 128V131H32V129H33ZM132 126V128H134ZM153 126H155V127H153ZM162 126V127H161ZM170 128H169V127ZM144 127H146L145 129H144ZM149 127V128H148ZM150 127H153V128H150ZM163 127H165V128H167V129H163ZM174 127L176 128V129H174ZM179 127L181 128V130L179 129ZM135 128V129H136ZM140 128V127H139ZM191 129H192V127H190ZM21 129V128H20ZM31 129V130H30ZM159 129H163L164 130V132H163V130L160 132V130ZM174 129V130H173ZM185 129V130H184ZM30 130V131H29ZM156 130H158V131H156ZM166 130H167V132L168 133H166ZM193 130V129H192ZM26 131V132H25ZM28 131V132H27ZM135 131V130H134ZM29 132H31V133H29ZM158 132H160V133H158ZM179 132H183L182 134L180 133V134H178ZM156 133V134H155ZM164 133V134H163ZM175 133V134H174ZM184 133H185V135H188V137L186 136V138H185V136H183L184 135ZM154 134V135H153ZM163 134V135H162ZM38 135V136H37ZM155 135H156V138H155ZM157 135H159V137H157ZM166 135V136H165ZM182 135V136H181ZM31 136V137H30ZM33 136H35V137H33ZM146 136V135H145ZM153 136H154V138L156 139H154L153 138ZM160 136H161V139H160V143L162 144H159V138H160ZM165 137H167V138H165V140H164V138ZM190 136V137H189ZM149 137V138H148ZM169 137V138H168ZM184 137V138H183ZM170 138H172V140L171 141H169V139ZM157 139H158V141H157ZM12 140V139H11ZM163 140V141H162ZM163 143H162V142ZM27 142V141H26ZM90 142V143H89ZM89 142H88V140H87V143L89 144V145H91V140H89ZM154 142H156V143H154ZM158 142V143H157ZM164 142H165V144H164ZM169 142V143H168ZM29 143V142H28ZM168 143V144H167ZM172 143V144H171ZM167 144V145H166ZM153 146H156L155 148H153ZM164 146V147H163ZM165 146H167L166 148H165ZM231 147V148H229V149H227V151H230V150H236V152H237V157L236 158H234V161H236L237 163L239 162V160H241V159H243L244 158V156L247 154V151H249V148H250V145L247 143V142H240V143H238V144H233V143H227V146L226 147ZM21 148H24V147H21ZM153 148V149H152ZM163 148H165L163 151L161 150V149H163ZM198 148V147H197ZM210 148H212L213 149V147L211 146ZM143 149V150H142ZM145 149V150H144ZM148 149V150H147ZM155 149V150H154ZM158 149V150H157ZM24 150V149H23ZM23 150H20L21 152L20 153H24V154H26V152L24 151L23 152ZM139 150V151H138ZM156 150H157V152H156ZM209 150H211V149H209ZM26 151H27V149H26ZM96 151H98V149L96 150ZM128 151V152H127ZM137 151H138V153H137ZM144 153H143V152ZM148 151V152H147ZM167 151V152H166ZM30 151H27V154L29 153ZM99 152V151H98ZM131 152V153H130ZM154 152V153H153ZM169 152H170V150H169ZM195 152H196V149H195ZM19 153V154H20ZM31 153V152H30ZM29 153V154H30ZM127 153V154H126ZM131 154L130 155V157L128 156V158H129V161H130V159H133V160H135V158H136V160H137V162H138V159H139V165H138V163L136 162V161H128L127 159H126V155H129V154ZM133 153V154H132ZM156 153H158L157 155H156ZM188 155H191L192 153H191V151H187L186 152ZM208 153H211V152H208ZM258 153V152H257ZM257 153H256V155H257ZM32 154V153H31ZM92 154V153H91ZM162 154V155H161ZM137 155V156H136ZM153 155V156H152ZM155 155V156H154ZM161 155V158H160V160H156V159H158L159 158V156ZM56 155H53V157H55ZM134 156H136V157H134ZM139 156H141L140 158L141 159H143V160H141L140 161V158H139ZM93 157H94V159H96V158H98V155H95L94 153H93ZM96 157V158H95ZM163 157V158H162ZM50 158H52V156L50 157ZM81 157H79L78 158V160L80 159ZM99 158H100V156H99ZM138 158V159H137ZM83 158H81V160H82ZM103 158H100V160H102ZM86 160H87V158H86ZM97 160V159H96ZM96 160H94V161H96ZM148 160V161H147ZM93 161V162H94ZM115 161V159L114 160H112V161H110L107 165H111L113 162ZM143 161H144V163H143ZM164 161V162H163ZM170 163H169V162ZM78 162V161H77ZM133 162H135V164L133 163ZM142 162V163H141ZM146 162H147V165H146ZM168 162V163H167ZM263 162V164H264V161H262ZM82 163V162H81ZM89 160L87 161V163H86V167L88 166V167H91V169H92V167L93 166H91L90 164L91 163H89ZM95 163V165L98 167V164L96 163V162H94ZM129 163H131V164H129ZM136 163H137V165H136ZM73 164V163H72ZM106 164H104V165H106ZM127 164V165H126ZM129 164V165H128ZM134 164V165H133ZM165 165V167H164V165ZM169 164V168L167 169L166 167H168L167 165ZM176 164V165H175ZM227 164H229V162L227 163ZM81 165V164H80ZM94 165V167L96 168V166ZM181 165V164H180ZM74 166L76 167V165H75V162H74ZM126 166H129V167H126ZM132 166V167H131ZM136 168H135V167ZM173 166V167H172ZM176 166H179L178 167V169H177V167ZM87 167V168H88ZM100 167V168H99ZM99 167H98V169L96 168V170H100V169H102L101 170V172H103V171H105L104 172V175L103 176H105V175H107L110 171H107V169L106 168H104L105 166H101V164L99 165ZM103 167V168H102ZM124 167H125V169H128L127 171L126 170H124ZM150 167V168H149ZM170 167H172V168H176L175 170H173V169H171ZM77 168V167H76ZM135 169V171H134V169ZM147 168H149V169H147ZM162 168V169H161ZM163 168H164V170H163ZM66 168L64 167V169H61V170H63L62 171V173L63 172H66L67 170H65ZM84 169V168H83ZM82 169V171L81 170H79V172L81 171V172H83L84 170ZM86 169V168H85ZM104 169V170H103ZM106 169V170H105ZM112 169V173H114L115 171L113 170V168H111ZM130 169H132V170H130ZM142 169V170H141ZM170 169L171 170H173V171H170ZM209 170H207V171H204V174L202 175V176H204L205 177V179L207 180V179H211V178H213V177H215V176H218V173L220 174L221 172H219V171H222L221 170V166H218V165H212L211 164V167L210 168H208ZM61 170H60V173H59V171H58V173H56V174H54L53 175V177H59V175H61ZM151 170V171H150ZM218 170V171H217ZM130 171H132L133 173H135V174H131L132 172H130ZM137 171V172H136ZM208 171L210 172L209 174H211L210 176H209V174L207 175V173H208ZM216 171V172H215ZM108 172V173H107ZM161 172V173H160ZM167 172H169V173H167ZM173 172V173H172ZM85 173V175L87 176V175H92L91 174V172H88V171H85L84 172ZM94 174H95V172H93ZM112 173L110 174V175H112ZM121 173V172H120ZM128 173V174H127ZM130 173V174H129ZM167 173V174H166ZM127 174V175H126ZM138 174V175H137ZM145 174V175H144ZM171 174H174V175H171ZM124 175V174H123ZM141 175V176H140ZM79 176V173H77V175H76V177H78ZM121 176V175H120ZM144 176V177H143ZM172 176H174V177H172ZM110 177V176H109ZM108 177V178H109ZM167 177V178H166ZM170 177H172V180H171V178ZM179 177V178H178ZM108 178H107V180H108ZM181 178H183V179H181ZM184 178H186L185 180H184ZM130 179V180H131ZM162 180V181H161ZM175 180H178V182L177 181H175ZM182 180V181H181ZM78 181L79 180H76V179H74V184L79 188V183H78ZM172 181H175V182H172ZM46 183H48V182H45V184ZM50 183V182H49ZM177 183H178V187H179V189L178 190H176L177 192L176 193H174V195L172 196V197H174L175 198V203H170L169 202V204H168V202H166L167 201V196L169 197V194L171 193L170 191H173V189L175 188L174 186H176L177 185ZM163 184H165V186H164V188H161V186L163 185ZM169 184H173V185H171V187H168L166 190H165V188L167 187V185H169ZM112 185V184H111ZM180 185V186H179ZM110 186V185H109ZM109 186H107V188H105V190L107 189L108 191L109 190H111L112 191V188H111V186H110V188L111 189H109ZM126 186H128V183L126 184ZM59 187H62V186H59ZM122 187V186H121ZM183 187H185L186 189H183ZM113 188H115V186H113ZM127 189H129L128 187H126ZM163 189V190H162ZM261 189H263L264 190V184H261V187H260V189H258L257 191H261ZM107 190L106 191H104L103 192V194H104V196L105 197H107V195H108V197L110 198V194H109V192L107 193ZM123 190H125V188H121V192H123ZM140 190H141V192H140ZM146 191V193H144ZM57 194H59V193H57ZM136 194V195H137ZM183 194V195H182ZM178 195H180V196H178ZM128 196V195H127ZM178 196V197H177ZM58 197L60 198V199H62L63 201H62V203L65 201V199H64V197H63V195H61V194H59L58 195ZM68 196H66V198H67ZM108 198V199H109ZM113 199H115L116 200V198H114L113 197ZM120 202H119V201ZM31 202V203H30ZM143 203V207L145 208L144 210H145V212H144V210H143V207L141 206V207H138L139 205L137 204V203ZM87 203H90V202H87ZM111 203H113V201L111 202ZM116 203V204H117ZM139 203V204H140ZM29 204V205H28ZM115 204V205H116ZM216 204H217V206H216ZM22 205V206H21ZM28 207H27V206ZM30 205H32L33 206V208H32V210H31V206ZM64 205V204H63ZM167 205V206H166ZM168 205L170 206V208L168 207ZM0 212H2V210L4 209V208H2V207H4V204H0ZM7 206V205H6ZM24 206H26V209L28 210H26L25 208H24ZM99 206V205H98ZM172 206V207H171ZM117 207H114L113 208V210L112 211H116V209H118ZM137 207V208H136ZM217 207V208H216ZM7 208V207H6ZM19 208H21V211H20V209ZM22 208H24L23 210H22ZM2 209V210H1ZM136 212V211H138L137 213H135L133 210ZM19 210V211H18ZM26 212H29V214H31L30 216H32L31 218L34 220H31L30 219V221H28L27 223H25V222H22V218H23V215H25L26 213H25V211ZM87 210V211H86ZM130 210H131V213H135L134 214V216H137V217H135L134 218V216L130 213ZM262 210V207H261V209H260V207L259 208H257V212H260ZM15 211V212H14ZM31 211V212H30ZM111 211V212H112ZM133 211V212H132ZM24 212V213H23ZM142 212V213H141ZM218 212V213H217ZM220 212H221V214H220ZM225 212V213H224ZM155 213V214H154ZM34 215V217H33V215ZM121 214V213H120ZM127 214L129 215L128 217H127ZM130 214L132 215V217L130 216ZM139 216H138V215ZM15 215H18V216H15ZM38 217H37V216ZM142 215V216H141ZM209 215V216H208ZM224 215V216H223ZM13 216H15L14 218H17V219H13ZM21 216V217H20ZM126 216V217H125ZM230 216V217H229ZM141 217V218H140ZM155 217V216H154ZM207 217V218H206ZM20 220H19V219ZM61 227H63V228H68V226L67 227H65L66 226V224H68V221L67 222H65L66 220H67V218L65 219V218H63V216H61ZM125 218H128V219H125ZM134 218V219H133ZM139 218H140V220H139ZM135 219H136V221H135ZM4 220V221H3ZM13 222H16V223H13L12 224V221ZM16 220V221H15ZM37 220H39L40 221V223L42 224H40V225H38L37 224ZM123 220H126V221H128V222H126V221H124L123 222ZM131 220V221H130ZM3 221V222H2ZM9 221V222H8ZM153 221V220H152ZM206 221V222H205ZM9 224H8V223ZM17 222H18V224H17ZM30 222L33 224H30ZM34 222L37 224V226H36V224H34ZM5 223V224H4ZM25 223V224H24ZM66 223V224H65ZM123 223V224H122ZM11 224V225H10ZM20 224H22L23 225V227H22V225H20ZM28 224V225H27ZM63 224V225H62ZM7 225V226H6ZM9 225H10V227H9ZM21 227H20V226ZM24 225H25V227L26 228H24ZM5 226V227H4ZM19 228H21L20 230L18 229V227ZM249 226H250V224L249 225H247V227L246 228H242V229H240V230H238V231H236L235 229L236 228H233V231H236V232H234V233H237L238 232V234H239V232L241 231H246V230H248V228H249ZM2 227H4V228H2ZM14 227V228H13ZM33 227V228H32ZM43 227V228H42ZM227 226H225V228H226ZM10 230H9V229ZM13 228V229H12ZM17 230H16V229ZM29 228V229H28ZM40 228V229H39ZM42 228V229H41ZM130 228V229H129ZM170 228H172L171 230H170ZM5 229H7V230H9L10 231V233H9V231H7V230H5ZM23 229V230H22ZM24 229H26V231H28V233L27 232H25L24 231ZM28 229V230H27ZM35 229V230H34ZM38 229H39V231H38ZM47 231H46V230ZM126 229H128L127 231H126ZM133 229V230H132ZM134 229L136 230V231H134ZM188 229L190 230V233L192 234L191 236H186L185 235V233L183 232V231H188ZM13 230H14V233H12L13 232ZM44 230V231H43ZM122 230H124L123 232H121ZM142 232H143V234H144V237L146 236V235H150L151 233V229L150 228H148V227H142ZM12 231V232H11ZM23 231V232H22ZM43 231V232H42ZM71 231V230H70ZM126 231V232H125ZM135 233H134V232ZM30 232V233H29ZM32 232V233H31ZM40 232H42L41 234L42 235H44V236H42L41 234H40ZM44 232L46 233V235H47V237H46V235L44 234ZM119 232H120V234H119ZM153 232V231H152ZM3 233V234H2ZM19 233V234H18ZM26 233V234H25ZM35 233V234H34ZM37 233H38V235H39V238H37L38 237V235H37ZM122 233V234H121ZM126 235H125V234ZM133 233H134V235H133ZM233 233V234H234ZM9 236H8V235ZM13 234V235H12ZM14 234H15V236H14ZM32 234H34V235H32ZM128 234V235H127ZM132 236H131V235ZM87 235V236H86ZM120 235H122V237L120 236ZM9 237V238H6V237ZM16 236H18V237H16ZM26 236V237H25ZM34 236V237H33ZM49 236V237H48ZM124 236V237H123ZM127 238H126V237ZM132 238H131V237ZM194 236H201V238L203 239L201 242H202V245L203 246H201V244H200V242H199V245H198V241L196 240V238L194 237ZM1 237H5L4 239L3 238H1ZM11 237H13L14 239H19L17 242H16V240H14L13 238L11 239ZM21 237V238H20ZM24 237V238H23ZM42 239H41V238ZM45 237L47 238V239H45ZM83 237V238H84ZM115 237H117V240L114 242L113 241V238L115 239ZM120 237H121V239L122 240H120ZM26 238H29L28 240L26 239ZM149 238V237H148ZM147 238V239H148ZM6 239V240H5ZM24 239H25V242H23L24 241ZM36 239H39L38 241H36ZM103 239V240H102ZM128 239V241H126ZM150 239V238H149ZM149 239H148V241H149ZM3 240V241H2ZM27 240V241H26ZM34 240V241H33ZM46 240V241H45ZM50 240V241H49ZM102 240V241H101ZM125 240V241H124ZM8 241V242H7ZM15 241V242H14ZM20 241V242H19ZM22 241V242H21ZM36 241V242H35ZM43 241V242H42ZM48 241V242H47ZM52 241V242H51ZM53 241H54V244H53ZM105 241V242H104ZM113 241V242H112ZM119 241V242H118ZM122 241V242H121ZM155 241V240H154ZM4 242V243H3ZM6 242H7V244H6ZM19 242V243H18ZM27 242H29V244H27ZM38 242H40L41 244H43V245H41L40 243H38ZM50 242V243H49ZM126 242V243H125ZM161 242V243H160ZM52 243V246L51 245H49V244H51ZM116 243H119V244H116ZM120 243H125V244H123L124 246H122ZM132 243V244H131ZM263 243V242H262ZM15 245V246H17V247H15V246H13V247H11V248H9L8 249V247H10L11 245ZM26 246H25V245ZM47 246H46V245ZM115 244V247H112L113 245ZM217 244V243H216ZM248 244H249V242H248ZM2 245H6V246H2ZM35 245H36V247H35ZM112 245V246H111ZM117 245V246H116ZM119 245L120 246H122V247H119ZM135 245V246H134ZM262 245V244H261ZM18 246H19V249H17L18 248ZM28 246H29V248H28ZM39 246V247H38ZM40 246H45L44 247V251L42 252V247L40 248ZM49 246H50V248H49ZM54 246H56L58 249L56 250V248L54 247ZM105 246V248H103ZM126 246V247H125ZM159 246V247H158ZM201 246V247H200ZM217 246H219L218 244H217ZM15 247V248H14ZM20 247H22V248H20ZM53 247H54V249H53ZM119 247V248H118ZM161 247V248H160ZM174 247H176V248H178V250H179V252H176L175 250H174ZM212 247V248H211ZM245 247L246 248H244V250H243V257L242 258H240V260H238V261H246L248 264L254 259V258H256L257 256H258V252H259V250H255V246L254 245H251V244H249V245H245ZM12 248H14V250L12 249ZM27 248H28V250H27ZM30 248H32L31 250H29ZM34 248V249H33ZM36 248V249H35ZM40 248V249H39ZM47 249V251H46V249ZM112 248H114V249H112ZM116 248V249H115ZM136 248V249H135ZM149 248H150V251H149ZM262 248H263V246H262ZM261 248V249H262ZM4 249V250H3ZM6 249V250H5ZM21 249V250H20ZM24 249H25V251H24ZM37 249H39V251L37 250ZM99 249V248H98ZM122 249H123V251H122ZM128 249H129V251H128ZM133 249V250H132ZM50 250V251H49ZM59 250H60V252H59ZM62 250V251H61ZM112 250H113V253H111L112 252ZM24 251V252H23ZM28 251V252H27ZM51 251H53V252H51ZM80 251V252H79ZM116 251H117V253H116ZM118 251H121V252H118ZM138 251V252H137ZM149 251V252H148ZM218 251H219V247H218ZM231 251V250H230ZM264 251V250H263ZM10 252V253H9ZM43 254L44 256H42L41 254ZM47 252H48V254H47ZM55 252V253H54ZM61 252H64V254L63 253H61ZM67 252V251H66ZM90 252L92 253H94V250L92 251V250H90ZM46 253V254H45ZM49 253H50V256H49ZM58 253V254H57ZM60 253V254H59ZM127 253H129V254H127ZM133 253V254H132ZM12 254V255H11ZM13 254H15V255H13ZM56 256V258L53 256ZM136 254V255H135ZM138 254H140V255H138ZM10 255V256H9ZM46 255H48V256H46ZM59 255H60V257H59ZM62 255V256H61ZM80 255H82V256H80ZM127 255V256H126ZM134 255V256H133ZM169 255H174V257H172V256H170L169 257ZM2 256H3V258L4 257H6V258H2ZM11 256H12V260H11ZM16 256V258H17V260H16V258H14ZM46 256V257H45ZM58 256V257H57ZM64 256V257H63ZM111 256H109L108 257V259L111 257ZM137 256V258H135ZM50 257H51V259H50ZM143 257V258H142ZM53 258L54 259H56V261H54V262H52L53 261ZM58 258H60V259H58ZM61 258H62V260H61ZM77 258V259H76ZM79 258V259H78ZM220 258H222V257H220ZM5 259H7V260H10V261H5ZM32 259V260H31ZM48 259H49V262H48ZM65 259H67V260H65ZM139 259V260H138ZM157 259V258H156ZM20 260V261H19ZM29 260H31V261H29ZM36 260V261H35ZM45 262H44V261ZM59 260V261H58ZM74 260V261H73ZM75 260H76V262H75ZM102 260L99 262V263H97V264H103L102 263ZM130 260V261H129ZM136 260V261H135ZM142 260V261H141ZM1 261H4V262H1ZM19 261V262H18ZM29 261V262H28ZM33 261V262H32ZM43 261V262H42ZM47 261V262H46ZM60 261H62V262H60ZM80 261V262H79ZM129 261V262H128ZM32 262V263H31ZM38 262V263H37ZM86 262V263H85Z\"/></svg>","mask_w":264,"mask_h":264},{"label":"water","instance_id":"water-1","mask_svg":"<svg viewBox=\"0 0 264 264\" xmlns=\"http://www.w3.org/2000/svg\"><path fill=\"white\" fill-rule=\"evenodd\" d=\"M8 2H9V0H3V5L8 3ZM192 8H193L192 6H188L182 10L181 13L183 15H185V13H187L189 16L183 22H185V21L190 22L191 20H197L198 19L197 17L202 18V19L205 17V16L200 17L201 14L199 12H197L196 9L192 10ZM62 9L60 8V11L58 12L61 15V17L63 14L64 18H68V17L74 18V16L70 13L64 14V10H62ZM198 15H200V16H198ZM180 17L178 18V20L182 21L180 19ZM154 26H155V35L158 37V39H157L159 42L158 44H160L162 46L163 45L162 43H164L163 39L161 38L164 34L162 31V29L164 28L163 23L156 24ZM203 27L206 30L205 26H203ZM203 37H201V38H203ZM59 40H60V42L57 43V41H55L56 43H54V45H51V48H56V51H59L61 48L66 50V48H64V47H68V46L64 45L65 43L63 41H61V39H59ZM203 42L204 43L202 45V48H205L203 51H201V53H204L203 55L207 56L209 53H211L210 55H208L210 57V60H212V58L218 56V50L216 49V44L214 41L210 45L213 49L211 51H209V49L207 50L206 41L204 40ZM176 44H178V43H176ZM163 47L166 48L165 46H163ZM177 53L178 52H175V53H171V52L169 53L168 52V55H170L169 57L171 58L173 63H175L176 58H179L180 54H177ZM197 53H198V51H197ZM78 54H79L78 58H80V60L83 59V61H87V56L93 55V53H88V52L87 53H78ZM186 61L187 60L185 58H182L179 60V62H181V63H185ZM84 64H87V62L83 63V65ZM212 64L214 65L213 69H214V76H215L214 78L215 79L212 81V84L210 86L206 87V89L204 91V92H206L205 94L217 92L216 90H212V88L213 87L220 88L218 86V80H219L220 76H222V74H224V72L222 71V69L219 66L215 65L214 63H212ZM73 66H76L75 67L76 73L79 71L77 73L78 74L77 77H80L83 84H88L89 79L91 78V74L88 71L89 69L87 71L85 70L83 72L81 70L82 68L79 67L78 64L73 65ZM86 66H87V68L89 67L88 65H86ZM177 66H178V70H177L178 77L177 78L179 80L180 78H183V73H182L183 68L179 65H177ZM195 70L193 69L194 77L196 75L198 76L202 72V70L198 69V68ZM227 75H229V73H227ZM192 81L193 80H192L191 75L188 76V79L186 77H184V80H182V84L179 85V87H181L180 88L181 94H180L179 98L181 97L184 88L192 86L191 85ZM234 81H235V79H232L230 76V83H233L232 85H235ZM196 88H197V85L193 87V90H195L194 94H197L196 90L198 88L197 89ZM93 90H96V89L94 88ZM208 96L209 95H207V96L204 95V97H208ZM194 98H196V96ZM200 103H196V104H200V105L188 107V106H185L184 104L179 105L176 102V107H177L176 110L180 114H185V115L189 116L191 119L192 129H193V134H192L193 136L191 139L193 140V142L197 145L198 149L201 150L207 156V161H209L210 164L221 166V168L227 169L229 172H235V171L242 169V167H244L245 165H250L252 168V175H251L252 178H251V182H250L248 187L251 191H254L256 193L264 195L263 189H261L260 192L257 191L258 189H260L261 184H264V164L262 162V161H264V120L263 119L260 120L261 114L254 107V104H253V101L251 100V98H242L240 100L239 104H241V105L238 107L239 111H240V117H239L238 123H235V126L239 131L234 133V134H230V133L226 132V125L229 122L226 121L223 117V111L225 109V106L220 105L219 103H214V102L210 103V102L205 101V100L203 102L200 101ZM215 104L218 107L211 108V106L213 107V106H215ZM187 105H189V104H187ZM241 110L244 112L243 114H241ZM101 135H104V133L98 134L97 137H101ZM229 142L233 143L235 145L240 143V142H247L250 145L249 151H247V154L244 156L243 159L239 160L238 163L236 161H234V158L237 157L236 150L227 151V149L231 148L230 146L226 147L227 143H229ZM211 146L213 147V149L210 148ZM96 147L98 149H100L101 146L96 145ZM209 149H211V150H209ZM208 152H211V153H208ZM256 153H257V155H256ZM126 159L129 161V158L127 155H126ZM228 162H229V164H227ZM68 165H69V163L67 161H63L61 164V169H64V167H66ZM110 167H114V166L113 165H107L106 169L108 171H111ZM51 173H52L51 170L47 169V168L41 169L38 173L36 171V174L32 177V182H33V180H36L35 182H38L37 180H39L41 177H44L45 175H48V174L51 175ZM60 179H62V178L61 177H57V178L54 177L53 179H51L52 181L50 183L48 182L47 184H42L39 187V195L40 196H39V199L37 198V200H35L36 202L34 201L35 207L33 209V214L39 215L40 221H42L46 224V227H48L47 229H48L49 234L51 236H53L54 240L56 241V245H58V247L67 251L73 257H79L77 254L78 253L77 248H76V250L74 249L77 242L76 241L73 242L72 239L68 236L69 235L68 232L65 231V229H63V227H61V225H60L61 224L60 222L62 219L61 213H62V209H63L62 200L58 197V194H57V190H58L57 187H58ZM141 180L142 179H133V180L128 181V185L130 186V188H129L128 197H127V204L130 207H131V205H130L131 200L134 198L136 193H138V188L140 187L139 185L141 183ZM119 189H120V186L118 185L117 190H119ZM161 213H164V210H161ZM161 213L159 215H157V214L154 215L155 217H154L153 221L151 222L152 226L157 228V226L160 225L159 222L164 220L163 215ZM40 221L37 220L38 225H39ZM171 229L172 228H170V230ZM183 232L185 233L186 236L192 235L190 233L189 229H188V231H183ZM194 237L198 241V245L200 242L201 246H203L202 242H201L203 239L200 236H194ZM250 244L254 245L255 249H261L262 245H263L260 238L257 239L255 241V243H250ZM242 247L246 248L244 245ZM79 250H81V249L79 248ZM174 250L176 252H179L178 248H176V247H174ZM172 264H174V263L172 262Z\"/></svg>","mask_w":264,"mask_h":264}]
</instances>
